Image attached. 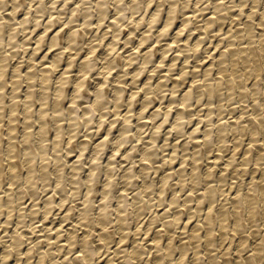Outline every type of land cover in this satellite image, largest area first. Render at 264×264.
I'll use <instances>...</instances> for the list:
<instances>
[{
	"label": "bare ground",
	"instance_id": "1",
	"mask_svg": "<svg viewBox=\"0 0 264 264\" xmlns=\"http://www.w3.org/2000/svg\"><path fill=\"white\" fill-rule=\"evenodd\" d=\"M23 1V0H22ZM21 0H0V49L2 48L1 46L3 45V42H4V38L6 37V36H9L8 38H10V39H8V40H10L9 41V44H13L12 45V48H14V51L15 50H21V48H19L18 46H19V44H21V43H19L18 44V46H17V43L15 44L14 42H16L15 40H16V38H17V36H16V30H17V28H15L16 27V25L18 24L19 25V27L21 26L19 23H21L24 27H25V25L28 23L29 24V22L31 23V21H33L34 20V22H35V27H37L39 24L41 25V22H40V20H39V18L41 17V18H44V9L46 10L47 8H49V7H47V4L46 5H44V3L42 4V1H41V3L40 4H37L38 5V7H36V11H37V14H39L40 12L42 13V15H37V14H34V15H32L31 17L32 18H30L29 17V15L32 13H30L29 14V12L30 11H28V12H26V15L23 17V18H21V19H19V22H17L16 21V15H18V8H20L21 7V5H20V3L22 2ZM30 1V0H29ZM28 1V2H29ZM31 1H33L34 2V0H31ZM68 1L69 0H63V4L62 5H67L68 4ZM71 1V0H70ZM88 1V0H87ZM141 1L142 0H129V1H125V0H94V2L93 3H91L90 1H88V2H86V0H74V2H73V5H71V8H70V12H68V14L66 15V16H64L65 15V13H64V15H63V17H64V23L61 25V26H63L64 24H66V25H69V26H66V27H68V28H65L64 29V27H63V30L64 31H62V28H60V29H57L56 31H54V32H52L50 35L51 36H49V38H48V40H47V38L46 39H44L45 38V33L47 32V33H49V30L51 29V27L52 26H54V24H56V22H57V24L60 22V21H62L63 19V17H61L62 15L59 13V12H57L58 14H60L59 16L57 15L56 17L54 16V13L52 12V11H54V10H52L51 12H50V14H49V12L47 13V14H49V17H48V19H47V21H46V23L44 22V30L40 33V34H38L39 36L36 38V39H34V41L33 42H31V43H35V45H34V47H33V53L31 54L32 56L30 57V59H31V61L29 62V63H31L30 65H28V68L26 69V70H24L23 68H22V66H20L21 64H23V63H21L20 65H19V63L17 64V65H15L14 64V68H13V70H12V74L11 75H9L10 73H8V67H7V65H8V59H10L9 58V56H11V55H8L7 53H6V51H3L4 50V48H3V50L1 49L0 50V187H2L1 185H2V178H3V176L4 175H6V176H8L10 179H8V178H6L7 180H9L10 181V186H12V188H14L13 187V185L12 184H14L15 182L17 183L18 181H21V180H23V179H20L19 180V178H22V175L21 176H19V172L21 171H18L17 170V168H21V166L20 165H22V167H24L25 168V166H26V170H27V179L26 178H24V181H25V179H26V185L25 186H27V188L29 187V188H35V187H33L34 186V184L35 185H38L37 184V182L35 183L34 181H35V179H34V175H35V170H36V158H38L36 155L37 154H35L34 153V150L36 149H34V147H32L33 146V143L35 142V141H37L36 142V144H37V147H38V152L37 153H40L41 155H42V157L40 156V154H39V156L41 157V159L43 158L44 159V157H47V155H49L48 154V151H47V141L48 140H50V139H48V137H49V124L52 122V121H54V123H52V124H55V125H52L51 124V126H56V127H54V130H55V138H54V143H55V147H59L60 146V142H59V138L62 136V134H63V127L64 126H62V125H60L61 124V122H62V120H63V118H65L64 116L69 112V115H71L72 116V114L74 115V116H72V117H70L69 119V122H70V125H73L74 124V126H78L79 124V120L80 119H84V120H80V121H83L82 123L83 124H87V126L89 127V125H91L92 123H93V126H91V127H93V128H91V129H94V118H95V113L98 111V113H99V111H100V117H99V119H97L98 121H97V125L99 126V127H102L103 126V124L105 123H107L108 121H106V118H107V116L109 115V114H107L109 111H110V113L112 112V111H115V113L117 114V115H119V116H117V118H120V114H121V112L119 111L120 110V105H121V102L123 101L122 99L124 98V89L126 88H124L123 87V83H124V79H123V76L125 77L126 75H125V73L123 74V76H121L120 75V77H118V79H117V83L112 87L113 88V95H112V93H111V95L109 94V91L108 90H110V89H108V88H106V84L108 83V81H110V79H109V77L108 76H110L111 77V74L113 73V69L116 67L117 68V66H120V65H122V66H126V65H132L133 66V64H134V62L135 61H137L138 63H136V64H138L137 66H136V68H135V70L133 71V73L131 72V74H132V78H133V80H134V82H135V84H136V82L137 81H139L140 79V76H141V74H143V72L144 71H146V70H144V69H146L147 68V66H148V64L150 65V63H154V62H158L155 66V68H153V72L154 71H157L158 69L157 68H162L163 66L162 65H164V66H166L165 64H164V61L168 58V53L170 52V50L172 49V47H174L172 44L174 43H176V41H182V37H181V35L186 31V28L189 26V24L192 22V20H193V18L195 17V14L197 15L198 14V11L195 13V11L193 10V12H187V11H185V10H188V9H185V8H183L184 10V12H183V16H184V18H181V19H183L181 22H180V24H178V26L176 25V32H175V34L173 33V35L175 36V38H174V40H170V41H168L167 43H166V41H165V43L162 45L161 44V42H159L160 40H157V43L154 45L153 43L154 42H151V43H149L147 46H146V48H143L142 49V47H144V46H142L143 44H145L146 42H150V40H151V38H153L152 37V35L151 34H153V33H151L152 32V30L155 28V26H157L158 24L157 23H160L161 22V24L160 25H158L156 28V30H157V33H158V36L159 37H161V39H163V36H166L171 30H170V28L173 26V25H175L176 23H177V16H180V15H177V12H178V9H177V7L179 6L178 5V3H180V2H182V1H180V0H159L157 3H156V1H154V0H146V2H147V8H146V6H145V8H146V12H148V11H150L149 9H151L150 7H151V5L153 4V2H155L156 4H155V6H154V9L152 10V11H150L148 14H146V12L141 16V15H139V16H141L139 19H137L136 18V20H135V24H134V21H133V24L136 26V27H139V25H141V24H143V21L144 20H147V25H148V28L147 29H145V30H143L142 31V33H140V34H137V35H139L140 36V38H138L139 40H138V42H137V44L134 46L135 48H136V50L137 51H133V52H131V53H129V54H125V55H122L121 53V55L122 56H120V55H118V56H115V50H117V48H116V45H117V43H118V40L120 39L119 37H121V34H122V32L123 31H125V30H123L122 28H124L125 29V27H123L122 26V24H121V21L124 23L127 19L125 18V17H127L126 15H127V13H128V10L127 9H129V12H132L133 11V13H135V12H137L138 11V13L137 14H139V5L140 4H142L141 3ZM144 2H145V0H143ZM142 1V2H143ZM165 1H167V7H164L163 8V6H164V4L166 3ZM191 1V0H190ZM188 2V3H191V2ZM226 1V0H225ZM225 1H223V0H217L215 3H213L214 5H213V8H214V10L212 11V15L210 16L209 15V17H206V19L204 20V22L203 21H201V23H200V21H199V25L198 24H196L197 26H195L196 27V30H198V32H199V39L198 40H195V43L194 44H192V45H190L189 44V37L188 38H186L185 39V41H183V43L182 42H180L181 44L179 45V47H180V49H181V51L180 52H187L188 50H194V51H197V54H198V52H199V50H200V52H201V49L200 48H202V45L200 46V43H201V38L202 37H204L205 35L204 34H206V33H208L207 31H209V29H211V28H214L215 26H214V24H216V21H219V22H221V21H223V24L224 23H227V22H225L224 21V19H225V17L226 16H224V15H222L221 13H222V11L223 10H225V7L228 9V11H230V12H232L231 10H230V8L231 9H234L236 6H234V2H233V0H232V2H233V5H225ZM242 1V0H241ZM246 1H248V0H246ZM246 1L244 2V1H242L241 3H239L240 4V13L242 12V14L244 13L243 11V6H245V4H243V2L244 3H246ZM255 2V5L257 4V2H258V0H254ZM261 1V0H260ZM260 1H259V3H260ZM25 2V1H24ZM27 2V5L28 4H30V3H28ZM33 2H32V4H33ZM58 2H59V0H52L51 2H50V6H52L53 7V9L55 8L54 6L56 5H58ZM91 4H90V3ZM145 2V3H146ZM200 3H201V0L199 1ZM213 2V1H212ZM240 2V1H239ZM23 3V2H22ZM21 3V4H22ZM46 3V2H45ZM183 3V2H182ZM187 3V2H186ZM207 3V2H206ZM229 3V2H228ZM231 3V2H230ZM248 3V2H247ZM247 3H246V6H247ZM9 4H10V6H12V10H10V12L9 13H3V12H1V11H3L2 9L3 8H6V7H8L9 6ZM23 4H25V3H23ZM35 4V5H36ZM111 4H113L114 6H115V8H116V13L114 14V15H111V17L110 18H113V20L111 21V22H109L110 24H109V26H110V28H111V30L113 29V36H114V38L112 39V41H110V43L106 46L108 49L106 50V51H103V52H105L104 54H106L105 56H101L102 57V59L104 60L105 59V61H100V63L101 62H103L101 65H102V72L101 71H99L100 73H102V78H101V76H99L98 75V77H99V82L96 84V86L94 87V88H86L85 89V86H86V84L88 83L87 81V76H88V74H90L91 72H93V71H95V70H97V69H95V67L97 66V64H96V52H97V50L99 49V47L100 46H102V45H99V40H97L98 42H96V43H94L95 41H96V39H94V40H91V41H89L90 42V44H89V49H90V51H88V53H86L85 55L84 54H82V56L81 57H79L81 60H80V62H78L80 65H79V71L77 72V73H75L72 77L71 76H69V74L68 73H70V71H72V68L73 67H75L74 65V63H75V57H77V56H79L80 55V53L82 52V50L84 51V49L82 48L83 46H82V44L80 43V41L83 39L82 37H81V35L83 34L82 33V29H84L85 30V28H84V26L85 27H89L90 28V26L93 24V20L91 19V18H93L94 17V15H96L97 16V18H98V23H97V27H103L102 26V24L104 25V21H106V17H109L108 15H110L109 14V9H110V5ZM144 4V3H143ZM181 4V3H180ZM192 4V3H191ZM195 4V3H194ZM197 5H198V2L196 3ZM238 4V5H239ZM263 4H264V2H263ZM19 5H20V7H19ZM34 5V4H33ZM70 5V4H69ZM182 5V4H181ZM180 5V6H181ZM186 5H188V6H190V4H185L184 3V6L185 7H187L188 8V6H186ZM236 5V4H235ZM237 5V6H238ZM254 5V7H257V6H255ZM26 6V5H25ZM68 6V5H67ZM112 6V5H111ZM153 6V5H152ZM166 6V5H165ZM195 6V5H194ZM200 6V5H199ZM210 6H211V4H210ZM210 6H209V8H210ZM234 6V8H232ZM260 6V5H259ZM263 6V5H262ZM23 7V9H24V6H22ZM29 7V6H28ZM32 6L30 5V8H31ZM47 7V8H46ZM68 7H70V6H68ZM113 7V6H112ZM142 7H143V5H142ZM183 7V6H182ZM191 7V6H190ZM198 7V6H197ZM208 7V6H207ZM248 7V6H247ZM253 7V6H252ZM26 8V7H25ZM65 8V7H64ZM67 8V7H66ZM144 8V7H143ZM181 8V7H180ZM205 8V7H204ZM203 8V9H204ZM238 8V7H237ZM246 8V7H245ZM251 8V7H250ZM20 9H22V8H20ZM50 9H52V8H50ZM130 9L132 10V11H130ZM190 9V8H189ZM207 8H205V10H206ZM259 9V8H258ZM7 10V9H6ZM5 10V11H6ZM28 10V9H27ZM26 10V11H27ZM31 10H32V8H31ZM48 10V9H47ZM66 10V9H65ZM113 10H115L114 8H113ZM180 10V9H179ZM191 10V9H190ZM198 10H199V8H198ZM235 10V9H234ZM254 9H251L247 14L250 16V17H252L253 18V13H255L254 11H253ZM256 10V9H255ZM69 11V10H68ZM126 11H127V13H126ZM143 11V10H142ZM142 11H140V14H141V12ZM246 11V10H245ZM257 11V10H256ZM264 11V10H263ZM22 12V11H21ZM21 12H19V13H21ZM25 12V11H24ZM39 12V13H38ZM56 12V11H55ZM65 12V11H64ZM204 12H207V10L206 11H204L203 10V13ZM209 12V11H208ZM227 12V11H226ZM239 12V11H238ZM247 12V11H246ZM259 12V11H258ZM261 13H264V12H262V11H260ZM23 13V12H22ZM21 13V14H22ZM33 13H35V12H33ZM79 13V14H78ZM179 13V12H178ZM180 13L182 14V12L180 11ZM179 13V14H180ZM195 13V14H194ZM201 13V12H200ZM224 13V12H223ZM240 13H238L239 15H241ZM131 14V13H130ZM137 14H135V15H137ZM207 14V13H206ZM225 14V13H224ZM226 14H228V12L226 13ZM229 14H231V13H229ZM233 14H234V12H233ZM46 15V14H45ZM135 15H133L134 17H135ZM147 15V16H146ZM177 15V16H176ZM202 15V14H201ZM200 15V16H201ZM244 15V14H243ZM246 15V14H245ZM256 15H257V13H256ZM259 15V14H258ZM132 16V15H131ZM131 16H130V18H131ZM207 16V15H206ZM228 16V15H227ZM78 17H81L82 18V22L80 21V23H78V22H76V21H79L80 19H78ZM133 17V18H134ZM138 17V16H137ZM235 17V16H234ZM239 18H240V16H238ZM255 17V16H254ZM257 17V16H256ZM255 17V18H256ZM262 17V16H261ZM263 17H264V15H263ZM19 18V17H18ZM96 17H95V19H97ZM180 18V17H179ZM197 18V17H196ZM227 18V17H226ZM255 18H253V19H255ZM15 19V21L17 22H15V21H13V20ZM31 19H33V20H31ZM94 19V20H95ZM124 19H126V20H124ZM180 19V20H181ZM228 19V18H227ZM227 19H226V21H227ZM250 19V18H249ZM247 20L246 22H245V24H244V26L242 27V28H240V30H237L236 32H234V29H233V27H230V30H228V31H226L225 33H223V31L221 30V27H220V29H219V32L220 31H222V32H220V33H216V35H228V37H226V38H229L228 40H230L227 44H226V46H224V47H222L221 48V46L219 45V43H217V44H215V45H217L216 46V48H219V49H217L218 50V52L217 53H212L213 51H212V49H210L209 51H208V53L209 54H207V58H205L203 61L201 60V59H199V60H201V65H202V67L204 66V71H203V73H204V75H205V78L201 81V78H200V80H198L199 79V77H198V74H197V76H195L194 74H196L197 72H200L201 70H198V67L199 66H197V65H195V68H192L193 69V72H194V76L193 77H196V79H193L191 82H189L186 86H185V82H187V78L189 77H186V75H187V70H186V66H183V68H180L181 69V71L180 72H178L177 73V75H175L176 77H174L173 76V74H172V76L173 77H171V72L173 71V69L174 68H176L175 66H176V59H178V57H179V60H180V54L178 53V54H176L174 57H172V59H170L171 60V63L170 64H168L167 66H168V70H167V72H165V73H163V74H161V72H163V71H160L159 72V74H161L160 76H159V80L156 82V85L155 84H153L152 83V80H154V79H152V72H151V76L149 75V77L150 78H148L144 83H143V87L141 88V89H139L138 87L135 89L134 87H133V89L129 92V90H128V94H129V96H128V101H127V106H128V111H127V113L122 117V120H121V126L119 127V129L118 128H116V127H118V126H116L115 128H116V130L118 129L119 130V134L117 135L116 134V140L114 139V141H112V142H114V144H113V146H112V155H109L110 156V160H108V162H107V172H105V173H107V175H106V179L104 180V181H102V183L100 182V184H98V185H96V183L97 182H99V181H97L98 180V178H100L99 177V175L101 174V170H103V168L104 167H102V166H104V165H102L103 164V162L101 163V162H99L100 160H101V158L102 157H104L103 156V152L105 153V152H107V147H108V144L110 143V140L108 141V137L110 136V134H111V132L113 131V128H114V126L115 125H117V120H119V119H117V118H112V120L111 121H109L107 124H109V126L105 129V131H104V137L102 138V139H100V141H98V143L96 142V145L92 142V140L90 139V138H88V139H90L91 140V142L95 145L94 146V148H92L93 150H91V151H93V155H92V158L90 159L91 161H92V163L90 164V166H89V172H84L86 175L84 176V177H82V174H81V168H82V166H83V161H82V166L81 165H79L80 164V161L84 158V154L86 153V151L85 150H88L87 148L89 147L88 145H89V140H87L86 138L88 137H86L85 139H83V141H80V142H78V143H74L76 146H78V149H80V154H79V156H78V158H77V160H75V162L72 164V163H70V165H71V170H73V175H71V177H72V179H71V183L69 184L70 186L71 185H73L74 187H72V188H74V189H79V185H83V184H85V188H86V185H87V191L85 192V195H83V197H84V201L83 200H81L82 202H83V206H82V208L80 207V209H78L79 207H77L76 208V210H77V212H75L77 215H76V217L78 216L79 217V221H80V223L79 222H76L77 224H79V226H80V224H85L86 225V229H84L85 231V234H84V236H80V234H79V236L76 234V232H75V230H76V227H78L77 226V224L75 223V225H73V226H71L70 225V227L69 228H63V226H64V224L62 225V224H60V225H57L56 226V228L55 229H51L52 227H50V229L48 228V230H47V227H46V225H45V228L43 227V228H41V229H39L38 228V226H35V225H33V226H31V228H30V230L28 231V233H27V231L25 232V231H20L19 230V228L23 225L22 223L24 222V221H22V220H20V222L22 221V223H20V224H22V225H20V227L19 228H15V229H13L12 231H10L9 233H7V231H8V229L10 228V226H9V224L11 225V221H13L12 219H11V217L10 216H13L14 217V214L13 215H10L11 213H12V210H13V206H15V202H14V195L12 196L9 192H8V194L5 196V194H3L4 192H5V190H3L4 192L0 195V215H1V212H3L2 210H4V208L5 207H7L8 208V210L7 211H9V213H8V215L9 216H6L5 217V220L3 219H1L0 218V261L2 262V264H7V262L8 261H10V255H11V252L13 251H15V253L17 252V257H18V259H17V261L19 260V259H21V257H26V256H30L32 253V255L34 256V254H36L37 252H35L34 253V251L38 248V254L37 255H39V262H40V264L44 261H48L50 264H57V261L54 259L55 257H57L56 255L58 254V252H57V254H55V251L53 250V248H58V249H60V251L62 250V248H64V247H67V248H72V249H74V244H76V243H78L77 245L79 246V250L77 251L78 253H76V254H74V256H72V257H70L69 258V261L66 259V257H65V259L69 262V263H71V261H72V263L73 264H95L93 261L94 260H92V257L93 256H95L94 254H98L99 255V253H100V258H98L99 259V262H97V263H99V264H133V262H136V260L139 262V264H162L165 260H167L166 262H170V264L172 263V264H175V262H176V264L177 263H180V264H183V262H185L184 261V257H186L185 255H187L188 256V254H187V252H188V250L190 249V248H193V249H195V251H194V258H195V261L193 260V263L192 264H198L196 261L198 260V259H200L202 256H207L206 258L209 260L208 261V264H219L218 262H220L219 261V257L221 258V259H223L222 261H223V263L222 264H230V261H229V257L228 256H226L228 253H227V251L229 250V249H232V246L231 247H229V249L228 250H225L224 248L221 250V249H219L218 247V249L220 250V252H218L221 256H218V253H213V251L211 250L212 248V246H214V245H216V243L214 244V242H215V240L213 241V238H214V236H215V234L217 233V231L219 230V231H222L221 233V235L222 236H220V238H222L223 237V240L224 241H226L225 239H226V237L228 238L229 236H227V235H229V225H228V220L231 218L232 220H229L230 222L232 221L233 223H232V229L231 230H233V234L231 235L230 234V238L232 239V237L231 236H233L234 234H237L238 232H239V234H240V230H241V232L243 231L242 230V227H243V223H244V221L246 220V221H250V223L252 224V221H254L255 219H256V216L258 217V215H259V213L261 214V217H263V219H264V162H263V157H264V150H259L258 152H257V154H256V158H255V156H254V162H255V164H256V166L255 167H252L251 165H249V163H250V159L249 158H251L250 157V155L252 154L251 152L253 151V149L255 150V146L257 145V144H255L256 142H257V140H256V142L254 143V141H252V143L251 144H249V146L247 147V149H246V151H245V153H244V155H243V158H242V160H241V162L239 161V163H237V167H235V171H236V173L233 175V176H235L236 175V178H238V180H239V177L241 176V174H244L246 171H248L247 169L251 166L252 168H254V169H252L253 171L252 172H254V175H252L251 177H250V179H249V181L247 182V183H245V182H243L242 180V182H238V184L236 183L237 181H236V179H235V177H234V179H233V181L236 183V184H234V185H230V187H228V188H223V185L222 186H218V187H216V186H214L213 184V182H211V184H206V186H205V188H203L202 190L203 191H200V192H198V193H196L197 191H198V188L200 187V185H201V183H203L201 180H199V179H202L203 180V178H199L198 177V175L197 174H201V173H199L198 172V170H199V168H200V166H198V163H201V161H200V159H201V157H200V159H199V161L200 162H198L197 163V161H198V157H197V154L199 153V151L198 150H200V146H202L201 144H208V142H209V145L211 144V142H213V141H211L210 142V140H211V138L212 139H214V137H213V135L214 134H216L217 136L219 135V138H220V141L218 140V142H220V146H218L219 148H224L223 147V145H224V143H225V145H226V142H227V140H226V137H227V135H226V137H225V133L228 131L227 129H229L230 131H232V133L231 134H235L236 132H233V131H237V133H238V131H240L241 133L246 129V127H247V121H246V124L244 125H241V122L239 121V120H236V119H234L233 118V121L231 120L230 121V119L228 120H226L225 119V121L227 122V125L225 124V122H224V120L222 121V119L223 118H221V119H219L220 121L218 122V125L217 124H215V121H213L214 122V124L215 125H217V127H216V129L214 128V126L212 127V123H209V124H211V127H207L204 131H203V139H201V137L200 136H198L197 135V133L198 134H201V133H199L200 131V125L199 126H197V127H195L194 129H192L191 130V132H190V135L192 136V138L193 139H191V140H193V144H191V145H194V143H195V148L196 147H200L199 149L197 148V150L195 149V152H193L192 151V153L191 154H193L192 156V159L193 160H191L192 161V163H193V165H191V166H193L192 167V169H191V171L188 173V171H187V169H188V167L186 168V167H184L185 165H183L184 163H186V162H188L187 160H188V154H186L187 155V157L188 158H185V156H184V158H183V160H181L182 162H181V165L178 167V168H176L175 169V167H174V163H175V160H176V158L174 159V157H175V154L177 153L178 154V152H176V151H178V150H175V148H177L178 146L176 145V147H174V153H173V156L172 157H170V159H167V158H165V156H164V158H165V160H166V162H164V165L166 164V166H164V167H167V165H169V168H171V169H175V171H174V173L175 174H177L176 176H178V180H176V184L179 186V187H182V189L183 188H185L186 189V187H185V184L187 183V177L189 176L188 174H191L190 175V178H191V181L194 183V189L196 190V191H194V189L192 188V186L190 185V184H188V185H190L191 186V188L193 189L192 191H194L195 192V194H196V202L195 203H191L192 202V200H193V197L191 196L192 194H189L188 195V193H187V195L185 196V198L183 199V202L182 203H180V200H179V198L181 197V196H179L178 194H177V190L175 189V192H174V194H173V196H172V200H171V203H170V205H169V209H170V206H171V209H175V213H174V215H171V211L169 212L167 209L165 210V212H162V214H161V216H160V214H159V220L162 222V226H161V228L160 229H158L157 228V231H156V233H155V235L151 238V240H150V242H149V247H151V249L152 248H155L154 250V259L153 258H151V259H153V261L152 260H150V259H145V258H143V252H144V249L142 250V248H143V245H144V243H143V245L141 244V242L140 241H142V239L139 237V238H136V239H134L133 241H132V246H131V248L130 249H124V250H122V246H121V242H123V243H125L126 241H127V239H128V237L129 236H127L128 234L130 235V233H128L127 235H126V229L129 231V229H131V228H129L130 226H129V223H127L128 222V219L130 218V216H128L127 217V212L126 211H128L127 209L130 207H128V205H129V199H127V197L128 198H131V197H129V196H126L125 195V192H126V190H127V188L125 189V188H123V190L122 191H119L120 192V194L118 195V198L117 199H115V200H117L118 201V199H119V202H118V204H117V206L115 207V210L117 209V214L119 215L118 217H119V222H118V224L120 225L119 226V233H120V239L119 240H117L118 242L116 243L117 245H115L116 246V248L112 251L113 253H115V255L113 254V256L112 255H104V256H106V257H102L103 256V254L101 253L102 252V250H101V247L102 246H106V247H104V248H106V250H107V247H108V250L109 249H113V246H111L112 244V242H114V241H116V239H115V237L112 235L113 234V231H112V233L109 231V230H112V229H109L110 227V224H111V222H113L112 221V218H111V216L113 217V214L111 215L109 212L110 211H108L109 210V205H110V203H112L111 201L113 200V191H114V189H113V187L115 186V182L116 181H114V176L116 175V167H115V162H117L116 161V156H118L119 154H117V152H119L120 150H122L123 148H122V146L124 147V145L125 144H127L128 143V140H129V135H131V132L133 131H131L130 133H129V131L131 130V123H133V122H131V119H130V116L132 115L131 113H133V112H131L130 114L131 115H129V112L130 111H132L134 108H133V105L134 104H136L137 102H138V99H137V97L139 96V95H141V92H143V94H144V101H143V104H142V102H141V104H142V110H141V112H140V115H138V117H139V119L140 120H142L143 118L142 117H145L144 116V113H145V111L149 108V107H147V106H150V105H152L151 103V101H154V99L153 98H155L154 97V94L156 95V93H157V95H158V90H159V95L161 96V94L164 92V91H169V90H164V88L166 87L165 85H164V82H166V80L165 79H167V81H169V79L168 78H175L174 80H175V85L171 88V94L173 95H176V94H178L179 92H177V91H180L181 93L180 94H182V97H181V99H180V102L178 103L181 107L178 109V112H177V114L176 115H174L175 116V119H174V125H176V126H181V128H182V125L184 124L183 123V119H185V115H184V110L186 109H189V110H191L190 108L192 107L190 104H192L193 103V98H194V96H196L197 95V98H198V101L199 100H201L202 98H203V95H208L209 97H213L215 94H217L218 95V93L217 92H221L222 91V88L224 87V86H226V89L228 88V90H231L234 86H236V85H238L239 86V89L241 90V94L242 95H245L246 94V92H247V94H248V87H250L249 85H248V87L246 86V84L244 83V79H243V77H244V75L242 76V74H239V70H241V69H237L238 67H239V65H243V67H244V73H245V77L244 78H246L247 77V75L249 74V72H252V70H255L256 72H261V69H262V67H261V62H263L264 61V37L260 40V45L261 46H259V48L257 47V45H255V46H252L251 44H249V45H251V46H247L246 45V47H243V45H241V47H238V45H237V47H236V44H235V38H236V40H237V38H243V40H244V38L245 37H247L248 36V38L250 39V41H256L257 42V38H255L254 37V34H253V31H257L256 29L254 30L253 28H255L254 27V23L255 22H253L252 20H251V22H253V23H251L250 22V20ZM262 19V18H261ZM108 20V19H107ZM129 20V19H128ZM201 20V19H200ZM203 20V19H202ZM237 20H238V18H237ZM237 20H235V21H237ZM59 21V22H58ZM230 21H232V20H230ZM238 21H240V20H238ZM260 21V22H259ZM259 21H257V23L259 22V24L261 25V23L264 21V19L263 20H259ZM15 22V23H14ZM34 22H33V24H34ZM77 23V24H75V23ZM108 22V21H107ZM128 22V21H127ZM130 22H132V21H130ZM197 22V21H196ZM203 22V23H202ZM233 22H234V20H233ZM239 23V22H238ZM256 23V24H257ZM94 24H96V23H94ZM128 24V23H127ZM144 24H146L145 23V21H144ZM222 24V22H221V25L222 26H225L226 24H224L223 25ZM242 24V23H241ZM256 24H255V26H256ZM258 24V25H259ZM263 24V23H262ZM18 25H17V27H18ZM30 25H32V24H30ZM59 25H60V23H59ZM80 25H82V27L83 28H81L80 27ZM129 25H130V23H129ZM131 25H132V23H131ZM234 25H235V23H234ZM7 26H8V28H7ZM27 26V25H26ZM141 26H143V25H141ZM230 26V25H229ZM232 26H233V24H232ZM18 27V28H19ZM28 27V26H27ZM27 27L25 28L26 30H27ZM29 27H31V26H29ZM29 27H28V29H29ZM33 27V26H32ZM40 27V26H39ZM92 27V26H91ZM127 27H128V25H127ZM131 27H133V26H129V28H131ZM136 27H134V28H136ZM144 27V26H143ZM194 27V28H195ZM238 27V26H237ZM40 28H42V27H40ZM54 28V27H53ZM133 28V29H134ZM146 28V27H145ZM189 28V27H188ZM187 28V29H188ZM219 28V27H218ZM261 29L262 28H264L263 27V25H262V27H260ZM259 28V29H260ZM38 29V28H37ZM37 29H36V31H37ZM91 30L93 29V27L92 28H90ZM89 29V30H90ZM95 29H97V28H95ZM95 29H93V30H95ZM99 29V28H98ZM109 29V28H108ZM140 29V28H139ZM190 29V28H189ZM193 29V28H192ZM222 29H224V27L222 28ZM258 29V30H259ZM25 30V31H26ZM30 30H32L31 28H30ZM35 30V29H34ZM92 30V31H93ZM110 29H109V31H111ZM129 30H131V29H129ZM141 30H142V28H141ZM155 30V29H154ZM153 30V31H154ZM155 30V31H156ZM170 30V31H169ZM174 30V29H173ZM191 30V29H190ZM213 30V29H212ZM19 31V30H18ZM23 31H24V29H23ZM24 31V32H25ZM86 31V30H85ZM84 31V32H85ZM107 31V30H106ZM136 31H138V29L136 28V30H134V31H130V34H132L133 32H135L136 33ZM192 31V30H191ZM261 31H263V30H260V33H261ZM20 32V31H19ZM18 32V33H19ZM33 32V31H32ZM51 32V31H50ZM88 32H90V31H88ZM99 32V31H98ZM125 32H127V31H125ZM206 32V33H205ZM234 32V33H233ZM258 32V31H257ZM18 33H17V35H18ZM28 33V32H27ZM30 33V32H29ZM47 33H46V35H47ZM82 33V34H81ZM106 33H108V32H106ZM124 33V32H123ZM134 33V34H135ZM192 33V32H191ZM194 33V32H193ZM26 34V33H25ZM110 34V33H109ZM108 34V35H109ZM198 34V33H197ZM213 34H214V32H213ZM245 34L247 35V36H245ZM262 34L263 33H261V35L260 36H262ZM21 35V34H20ZM24 35V34H23ZM87 35H89V34H86V37H87ZM106 35V34H105ZM104 34H103V36H105ZM108 35H106V38H107V36ZM133 35V34H132ZM136 35V34H135ZM156 35V34H155ZM170 35H172V33L170 34ZM204 35V36H203ZM209 35V34H208ZM223 35H222V37H223ZM83 36V35H82ZM84 36H85V33H84ZM112 36V35H111ZM157 36V37H158ZM183 36V35H182ZM190 36V35H189ZM191 36H192V34H191ZM213 36V35H212ZM243 36H245V37H243ZM127 37V36H126ZM125 37V38H126ZM130 37H131V35H130ZM133 37H135V36H133ZM132 37V38H133ZM156 37V38H157ZM171 37H173V36H171ZM184 37V36H183ZM211 37V36H210ZM221 37V36H220ZM254 37V39L252 40V38ZM88 38H89V36H88ZM96 38H99L98 37V35H97V37ZM102 38V37H101ZM106 38L105 37H103L102 39H104V40H106ZM136 38H137V36H136ZM136 38H134V40L136 39ZM155 38V37H154ZM165 38V37H164ZM168 38H169V36H168ZM192 38V37H191ZM218 38V37H217ZM224 38H225V36H224ZM223 38V39H224ZM225 38V39H226ZM233 38V39H232ZM6 39V38H5ZM15 39V40H14ZM24 39V38H23ZM30 39V38H29ZM28 39V40H29ZM32 39V38H31ZM84 39H85V37H84ZM91 39V38H90ZM101 39V40H102ZM109 39V38H108ZM130 38H128L127 39V41L126 42H128V41H132V40H129ZM171 39H173V38H171ZM215 39H216V37H215ZM220 39V38H219ZM221 40L222 42L223 41H225V40ZM246 39V38H245ZM27 40V41H28ZM45 40V41H44ZM101 40H100V42H101ZM126 40V39H125ZM133 40V41H134ZM137 40V39H136ZM167 40V39H166ZM204 40L205 39H203V41H202V43H204ZM212 40H213V38H212ZM211 40V41H212ZM227 39H226V41H228ZM239 40V39H238ZM243 40L241 39L240 40V42L242 41L243 42ZM83 41V40H82ZM154 41V40H153ZM192 41V40H191ZM225 41V42H226ZM254 41V42H255ZM6 42H7V40H6ZM21 42H22V40H21ZM24 42V41H23ZM25 42H26V39H25ZM24 42V45H27L26 43ZM85 42V41H84ZM88 42V41H87ZM88 42V43H89ZM121 42V41H120ZM125 42V41H124ZM135 42V41H134ZM221 42V43H222ZM255 42V43H256ZM259 42V41H258ZM87 43V44H88ZM101 43H103V41L101 42ZM100 43V44H101ZM122 43V42H121ZM160 45H159V44ZM214 43V42H213ZM237 43V42H236ZM252 43V42H251ZM254 43V44H255ZM23 44V43H22ZM45 44V45H44ZM85 44V43H84ZM119 44V43H118ZM129 44H131V43H129L128 42V45ZM159 46H158V45ZM211 45H212V43H210ZM223 44V43H222ZM253 44V45H254ZM258 44V43H257ZM5 45H6V43H5ZM24 45H23V47H24ZM48 46V50H52V49H54V48H56V52L52 55V57H50L51 59H50V61H48V65H46L45 64V62H43L41 59L40 60H36L37 58V54L38 53H40L41 52V50L43 49V47L42 46ZM106 45V44H105ZM133 45V44H132ZM132 45H131V47H132ZM178 45L176 44V46L178 47ZM259 45V44H258ZM21 46V45H20ZM31 46V45H30ZM85 46V45H84ZM99 46V47H98ZM127 46V45H126ZM175 46V47H176ZM220 46V47H219ZM239 46H240V44H239ZM245 46V45H244ZM16 47L17 48H19V49H16ZM27 47V46H26ZM32 47V46H31ZM102 47H104V46H102ZM128 47V46H127ZM205 47V46H204ZM25 48V47H24ZM28 48V47H27ZM42 48V49H41ZM82 48V49H81ZM121 48V47H120ZM126 48V47H125ZM210 48H212V47H210ZM6 50H7V48H5ZM10 50H11V48H9ZM26 49V48H25ZM41 49V50H40ZM85 49H86V46H85ZM101 49V48H100ZM104 49V48H103ZM124 49V48H123ZM173 49H175V48H173ZM180 49H178V50H180ZM214 49V48H213ZM24 50V49H23ZM28 50V49H27ZM187 50V51H186ZM216 50V51H217ZM22 51V50H21ZM26 51V50H25ZM40 51V52H39ZM72 51H74V52H72ZM76 51V52H75ZM100 51V50H99ZM131 50H129V52H130ZM193 51V52H194ZM206 51V50H205ZM206 51V52H207ZM8 52V51H7ZM12 52V55H14L13 53H16V52H13V51H11ZM10 52V53H11ZM20 52V51H19ZM48 52V51H47ZM46 52V54L44 55V57H43V59L44 60H47L46 58H49V52L47 53ZM118 52V51H117ZM120 52V51H119ZM118 52V53H119ZM127 52H128V50H127ZM178 52V51H177ZM189 52V51H188ZM68 53V54H67ZM99 53V52H98ZM122 53H123V50H122ZM171 53V52H170ZM51 54V53H50ZM66 54H67V56H66ZM183 54H185V53H183ZM16 55V54H15ZM134 55H136V56H134ZM168 55V56H167ZM187 55V54H186ZM17 56H18V53H17ZM95 56V57H94ZM98 56V55H97ZM159 57L160 56V58L159 59H156V57ZM183 56V55H182ZM194 56H195V54H194ZM197 56H199V55H197ZM201 56V55H200ZM211 56V57H210ZM13 58V57H12ZM17 58V57H16ZM27 58H28V56H27ZM78 58V57H77ZM185 58V57H184ZM201 58H203V57H201ZM39 59V58H38ZM262 59H263V61H262ZM99 60V59H98ZM156 60V61H155ZM179 60H177V61H179ZM183 60V59H182ZM188 60H189V54H188ZM198 60V61H199ZM79 61V60H78ZM186 61V60H185ZM41 62V64L44 66V67H41V68H39V72H37V71H33V70H31V69H34L33 67L35 66V65H38V63H40ZM9 63H10V61H9ZM183 63V62H182ZM186 63H188L187 61H186ZM198 63H200V61L198 62ZM41 64H39V65H41ZM62 64L63 65H65L64 67H63V69L61 70V71H59L60 69L59 68H61V66H62ZM196 64V63H195ZM230 64H232L231 66H232V69H231V71L230 72H228L229 70L228 69H230V68H228L227 66L228 65H230ZM38 65V66H39ZM179 65V64H178ZM182 65H185V64H182ZM188 65V64H187ZM200 65V64H199ZM218 67H217V66ZM9 66V65H8ZM37 66V67H38ZM77 66V65H76ZM131 66V67H132ZM135 66V65H134ZM162 66V67H161ZM230 66V67H231ZM24 67V66H23ZM121 67V66H120ZM129 67V66H128ZM128 67H126V68H128ZM131 67H129L130 69H131ZM214 67H216V70L218 69L219 71L217 72L218 73V76H217V78L215 77V81H213V79L211 80V76L210 75H212V73H213V71H215V70H213V68ZM53 68H58L59 70V76L56 78L57 79V81H56V83H55V85H54V87H53V83L51 82V75H50V71H52V70H55V69H53ZM98 68V67H97ZM99 68H100V66H99ZM166 68H162V69H166ZM264 68V67H263ZM36 69V68H35ZM76 70H77V68H75ZM95 69V70H94ZM148 69V68H147ZM157 69V70H156ZM177 69V68H176ZM175 69V70H176ZM178 69H179V67H178ZM192 69H191V71H192ZM201 69V68H200ZM37 70H38V68H37ZM186 70V71H185ZM112 71V72H111ZM115 71V70H114ZM132 71V70H131ZM57 72V71H56ZM177 72V71H176ZM176 72H173V73H176ZM53 73V72H52ZM156 73V72H155ZM154 73V74H155ZM189 73V72H188ZM211 73V74H210ZM240 73H243L242 72V70H241V72ZM252 73H254L255 74V72H252ZM252 73H251V75H252ZM263 73H264V71H263ZM130 74V73H129ZM216 74V73H215ZM254 74H253V76H254ZM70 75H72V74H70ZM128 75V74H127ZM190 75V77L192 76L191 75V73L189 74ZM201 75V72H200V74H199V76ZM250 75V74H249ZM249 75H248V77H249ZM257 76H261L260 75V73H258V74H256ZM255 75V76H256ZM53 76V75H52ZM143 76V75H142ZM156 76H157V74H156ZM203 76V75H202ZM201 76V77H202ZM254 76V77H255ZM262 76H263V74H262ZM54 77V76H53ZM69 77H71V78H69ZM198 77V78H197ZM252 77V76H251ZM254 77H252V79H254ZM96 78V77H95ZM126 78V77H125ZM128 78V77H127ZM126 78V79H127ZM142 78H144V77H142ZM214 78V77H213ZM264 78V77H263ZM54 79V78H53ZM88 79H90L89 77H88ZM125 79V80H126ZM172 79V80H173ZM257 79H259V77H257ZM211 80V81H210ZM248 80V79H247ZM260 80V79H259ZM26 82L27 83V88H26V90H25V93L23 92V96L22 95H20V94H18V92L20 91L21 92V90H19L20 89V87H21V85H23V84H21V83H23V82ZM93 80H90V82H92ZM95 81V80H94ZM93 81V82H94ZM181 81V82H180ZM201 81V82H200ZM53 82H54V80H53ZM70 82V83H69ZM96 82H97V80H96ZM114 82V81H113ZM112 82V83H113ZM140 82V81H139ZM179 82H180V85H179ZM183 82V83H182ZM111 83V84H112ZM129 83V82H128ZM169 83V82H168ZM182 83V84H181ZM259 83H261V82H259ZM25 84V83H24ZM89 84V83H88ZM95 84V83H94ZM109 84H110V82H109ZM108 84V85H109ZM184 84V86L183 87H180L181 85H183ZM247 84H249V81L247 82ZM250 84H252V83H250ZM11 86V88H12V90H11V94L9 93V92H7L6 90H8V86ZM125 85H126V83H125ZM130 85V84H129ZM260 85V84H259ZM258 85V83L257 82H255V83H253V85H252V89L254 90L253 91V93L255 92V94H258V93H260L259 92V89L258 88H261V87H258L259 86ZM262 85V84H261ZM38 86V87H37ZM93 86V85H92ZM134 86H136V85H134ZM237 86V87H238ZM109 87V86H108ZM10 88V87H9ZM225 88V87H224ZM234 88H236V87H234ZM250 89V88H249ZM252 89L251 90H249V93H250V91H252ZM264 89V88H263ZM262 89V90H263ZM110 90V91H111ZM127 90V89H126ZM224 90V89H223ZM261 90V91H262ZM111 91V92H112ZM163 91V92H162ZM5 92L6 93H9L10 95V100L8 101V103H6V101H7V95H5ZM127 92V91H126ZM125 92V93H126ZM177 92V93H176ZM223 92H225V91H223ZM232 92H233V89L230 91V93H229V95L230 94H232ZM238 92V91H237ZM237 92H235L236 94H237ZM264 92V91H263ZM165 93V92H164ZM163 93V94H164ZM169 94H170V92H168ZM176 93V94H175ZM239 93V92H238ZM252 93V92H251ZM252 93V94H253ZM127 94V95H128ZM163 94H162V96H163ZM196 94V95H195ZM226 94V93H225ZM240 94V93H239ZM240 94V96H241V98L243 97L242 95ZM246 94V95H247ZM173 95V96H174ZM232 95H235V94H232ZM231 95V96H232ZM259 95V94H258ZM258 95H257V97H258ZM261 95H263V94H261ZM6 96V97H5ZM161 96V97H162ZM167 96V95H166ZM165 96V97H166ZM173 96H172V98H173ZM252 96V95H251ZM255 96V95H254ZM253 96V97H254ZM160 97V98H161ZM215 97H216V95H215ZM224 97V96H223ZM233 97H235V96H233ZM233 97H232V99H233ZM246 97V96H245ZM244 97V98H245ZM81 98H83L82 100H81ZM158 98V97H157ZM163 98H164V96H163ZM171 98V99H172ZM174 98H175V96H174ZM173 98V99H174ZM207 98V97H206ZM218 98V97H217ZM221 98V97H220ZM225 98V97H224ZM243 98V99H244ZM153 99V100H152ZM176 99V98H175ZM211 99V98H210ZM210 99H208L209 101H210ZM223 99V98H222ZM228 99H230L229 97H228ZM227 99V100H228ZM36 100H39V107L38 108H36V109H33V106H35L36 104ZM122 100V101H121ZM125 100V99H124ZM137 100V101H136ZM140 100V99H139ZM155 100H156V98H155ZM165 100V99H164ZM177 100V99H176ZM203 100V99H202ZM220 100V99H219ZM250 100V99H249ZM208 101V102H209ZM212 101V100H211ZM211 101H210V104H208V105H210L211 106ZM213 101H214V99H213ZM222 101V100H221ZM261 101V100H260ZM67 102H69L68 104V106H66V104H67ZM113 102V104H112V106H113V108H112V111L110 110V107H112L110 104ZM136 102V103H135ZM192 102V103H191ZM204 101H202V102H198V103H203ZM218 102V101H217ZM245 102V101H244ZM82 103H84V104H82ZM150 103V104H149ZM153 103H155V102H153ZM174 103H175V101H174ZM172 104V102H171V104H172V106L173 107H175L174 105L175 104ZM219 103V102H218ZM263 103H264V101H263ZM123 104H125L126 105V102L125 103H123ZM161 104V103H160ZM177 104V105H178ZM222 104H223V102H222ZM236 104V103H235ZM255 105V107L258 105L257 103H254ZM257 104V105H256ZM137 105V104H136ZM162 105V104H161ZM168 105H170V104H168ZM190 105V106H189ZM212 105H214L213 103H212ZM219 105V104H218ZM224 105V104H223ZM260 105H262V104H260L259 103V105L258 106H260ZM124 106V105H123ZM126 106V107H127ZM171 106V105H170ZM197 106H198V104H197ZM233 106V105H232ZM257 106V107H258ZM140 107V106H139ZM163 107V106H162ZM162 107H160V105L157 107V110H155L151 115H150V118H154L155 116H157V114L159 113L160 114V111H162ZM176 107H178V106H176ZM190 107V108H189ZM218 107V106H217ZM227 107V106H226ZM234 107H236V105H234ZM255 107H253L254 109H255ZM263 107V106H262ZM82 109V114L80 113V110ZM136 108V107H135ZM216 108V107H215ZM224 107H222V109H223ZM80 109V110H79ZM114 109V110H113ZM203 109V108H202ZM206 109V108H205ZM248 109H251V108H248ZM257 109V108H256ZM260 107H258V111L260 112ZM105 110V111H104ZM107 110H109V111H107ZM121 110H123V109H121ZM188 110V111H189ZM212 112H213V110H212V108L210 109ZM229 110V109H228ZM231 110V109H230ZM234 110V109H233ZM242 110V109H241ZM165 111H166V113H167V116L171 113V111H173V108L171 107V108H169V109H167L166 110V107H165ZM175 111V110H174ZM211 111H210V114H212L211 113ZM224 111V110H223ZM223 111H221L222 113H223ZM236 111V110H235ZM238 111V110H237ZM189 112H192V111H189ZM201 112H203V111H201ZM244 112V111H243ZM254 112H256V111H254ZM113 113V112H112ZM162 113V112H161ZM231 113H233V112H231ZM258 113V112H257ZM262 114H264L263 112H261ZM163 114V113H162ZM186 114V113H185ZM187 114H190V113H187ZM192 114V113H191ZM209 114V113H208ZM252 114H256V113H252ZM252 114H248V115H252ZM97 115V114H96ZM195 115V114H194ZM204 115V114H203ZM212 115H214V112H213V114ZM210 116V117H208V118H211V117H213V116ZM226 115V114H225ZM225 115H224V117H225ZM242 115V114H241ZM244 115H245V112H244ZM243 115V116H244ZM261 115V114H260ZM105 116H106V118H105ZM147 116V115H146ZM166 116V115H165ZM209 116V115H208ZM240 116V115H239ZM34 117H35V119H34ZM66 117H67V115H66ZM69 117V116H68ZM169 118H170V115L168 116ZM167 117V118H168ZM189 117V116H188ZM221 117V116H220ZM251 117H254V115L253 116H251ZM251 117L249 116V123L248 124H250V119H251ZM105 118V119H104ZM156 118V117H155ZM167 118H165L163 121H161V122H159L158 123V125L156 126V128L154 129L153 127V129H154V131L151 133V135H150V142H148V140H147V142L148 143H146L145 142V146H143V148H141V150H140V161H141V163L139 164L140 166L142 165V169H141V179H142V177H143V179H142V183L143 184H141L140 186L143 188V190L144 191H146L147 189L149 190V189H151V187L153 186V184H155V183H152V181L156 178V176L158 175V173L157 172H160V170L158 171V170H155V172L157 173V174H155L156 176H155V178L152 180V179H150V178H147L148 176L147 175H149L150 173H149V171H153V170H151L150 169V167H151V163L153 162V164L155 163V159L157 158V157H159L160 158V156H158V153H159V151L157 152V150L158 149H160V148H158L157 150H155V148L153 147L154 145H155V143L158 141V138H159V136H160V134H161V129L160 128H162V126H163V124L164 123H166L165 121L166 120H169V118L167 119ZM187 118V117H186ZM190 118H191V116H190ZM199 118H200V116H199ZM236 118V117H235ZM244 118V117H243ZM243 118H242V120H243ZM67 119V118H66ZM138 119V120H139ZM145 119V118H144ZM163 119V118H162ZM172 119H173V117H172ZM203 119V118H202ZM239 119V118H238ZM240 119H241V117H240ZM254 119V118H253ZM4 120H6V122H3ZM145 120H147V119H145ZM144 120V121H145ZM154 120V119H153ZM186 120V119H185ZM184 120V121H185ZM200 120V119H199ZM247 120V119H246ZM38 121V126H37V124H35L36 122ZM66 121V120H65ZM65 121H63V122H65ZM92 121V122H91ZM106 121V122H105ZM155 121H156V119H155ZM157 121H159V120H157ZM201 121V120H200ZM211 121H212V118H211ZM228 121H230V122H228ZM2 122L3 123H5V126L4 127H6L5 128V130L3 129L4 127H2ZM62 122V123H63ZM75 122H78L77 124L78 125H76L75 124ZM90 122H91V124H90ZM116 122V123H115ZM131 122V123H130ZM140 122H142V121H140ZM189 122H190V120H189ZM192 122H193V120H192ZM209 122H210V120H209ZM263 122V123H262ZM68 123V122H67ZM115 123V124H114ZM144 123V122H143ZM202 121H201V125H202ZM242 123H244V122H242ZM253 123H255L254 121H253ZM260 123H262L261 124V126H260V124H258L260 127H261V129H264V119L262 120V121H260ZM34 124L38 127V129L37 130H33V128H35V126H34ZM104 124V125H105ZM106 124V125H107ZM142 124V123H141ZM141 124L139 125L140 127H141ZM145 124V123H144ZM171 124H173L172 122H171ZM209 124H208V126H209ZM213 124V125H214ZM257 124H250L251 126H256ZM63 125H64V123H63ZM69 125V126H70ZM95 125H96V123H95ZM105 125V126H106ZM143 125V124H142ZM147 125V124H146ZM156 125V124H155ZM154 125V126H155ZM166 125V124H165ZM197 125V124H196ZM134 126V125H133ZM132 126V127H133ZM171 126V125H170ZM258 126V127H259ZM18 127H22V130H20L21 132H20V134H18L17 133V129H18ZM36 127V128H37ZM135 127V126H134ZM139 127V128H140ZM145 127V126H144ZM184 127V126H183ZM194 127V126H193ZM70 128V127H69ZM146 128V127H145ZM164 128V127H163ZM174 128V127H173ZM176 128V127H175ZM180 128V129H181ZM249 128V127H248ZM51 129H53V128H51ZM67 129V128H66ZM70 129H72L73 131V133H74V131L75 132H77L76 131V128H74L73 129V126L70 128ZM70 129H68V130H70ZM90 129V128H89ZM90 129V130H91ZM103 129V127L101 128V130ZM152 129V130H153ZM159 129H160V131H159ZM177 129V128H176ZM175 129V130H176ZM179 129V130H180ZM252 130H253V132H255V130L257 131V129L258 128H255V130L253 129V127L251 128ZM19 130V129H18ZM99 131H100V129H98ZM115 130V129H114ZM144 131H145V129H143ZM168 130V129H167ZM173 129H171V132H173L172 131ZM178 130V131H179ZM227 130V131H226ZM52 131V130H51ZM182 131H183V129L181 130V133H182ZM199 131V132H198ZM202 131V130H201ZM230 131H228V132H230ZM19 132V131H18ZM93 132H95L94 130H93ZM116 132H118V131H116ZM135 132V131H134ZM138 132H139V130H138ZM140 132H141V130H140ZM189 132V131H188ZM250 132V131H249ZM249 132H247L246 134H248ZM258 132V131H257ZM262 132V131H261ZM98 133V132H97ZM136 133V132H135ZM142 133H143V131H142ZM142 133L140 134L139 133V136H137L139 139H142L141 138V135H142ZM180 133V134H181ZM186 133V132H185ZM236 133V134H237ZM240 133V134H241ZM251 133H252V131H251ZM256 133V132H255ZM254 133V134H255ZM259 133H260V131H259ZM262 133H264V131L262 132ZM67 133L65 132V135H66ZM69 134H71V137H72V133H71V130H70V133ZM89 134V133H88ZM87 134V135H88ZM90 134H92V132H90ZM94 134V133H93ZM137 134V133H136ZM239 134V133H238ZM246 134H244V137H245V135ZM250 134V133H249ZM50 135H51V133H50ZM68 135V134H67ZM66 135V136H67ZM81 135V134H80ZM95 135V134H94ZM145 135H146V133H145ZM145 135H144V137H145ZM165 135V134H164ZM183 135V134H182ZM190 135H188V136H190ZM251 135H253V133L251 134ZM256 135V134H255ZM255 135H254V138H255ZM262 135V134H261ZM65 136V137H66ZM76 135L74 134V137H75ZM93 136V135H92ZM115 136V135H114ZM132 136H134V135H132ZM132 136H130V138H132ZM179 136V135H178ZM233 136V135H232ZM235 136V135H234ZM237 136V135H236ZM243 136V135H242ZM241 136V137H242ZM260 136V135H259ZM263 136V135H262ZM63 138H65L64 136H62ZM70 137V136H69ZM74 137H72L73 139H74ZM78 137V136H77ZM231 137V136H230ZM238 137V136H237ZM236 137V139L238 140V138ZM62 138V139H63ZM67 138V137H66ZM93 138V137H92ZM108 138V139H107ZM113 138H115V137H113ZM191 138V137H190ZM218 138V137H217ZM228 138H229V133H228ZM235 138V137H234ZM247 138V137H246ZM259 138V137H258ZM61 139V138H60ZM61 139V140H62ZM71 139V138H70ZM135 139V138H134ZM231 139V138H230ZM236 139H235V142H237L236 141ZM240 139V138H239ZM243 138H241L240 140H242ZM250 139V138H249ZM252 139H253V136H252ZM113 140V139H112ZM145 140V139H144ZM189 140V139H188ZM215 140V139H214ZM245 140V139H244ZM74 141V140H73ZM73 141H71L70 143H68V148H70L69 146V144H71ZM131 141V140H130ZM130 141H129V144H130ZM166 141V140H165ZM171 141V140H170ZM169 141V142H170ZM229 141V140H228ZM233 141V140H232ZM239 141V140H238ZM49 142V141H48ZM69 142V141H68ZM90 142V143H91ZM109 142V143H108ZM136 142V141H135ZM168 142V143H169ZM190 142V141H189ZM217 142V143H218ZM231 142V141H230ZM235 142H234V144H235ZM242 142V141H241ZM261 142V141H260ZM62 143V142H61ZM63 143H64V145H65V142L63 141ZM91 143V144H92ZM133 143V142H132ZM48 144H51V143H48ZM91 144H90V146H91ZM136 144V143H135ZM135 144L132 146V147H130V148H128L126 151H125V155H124V157H125V159L126 160H128V159H130L131 157H132V155H133V153H134V148H136V146H135ZM154 144V145H153ZM156 144H158V142L156 143ZM204 144V145H205ZM213 144V143H212ZM214 144H216L215 143V141H214ZM213 144V145H214ZM219 144V143H218ZM232 144V143H231ZM236 144H239V147H240V145L241 144H243V142L242 143H240V142H238V143H236ZM259 144V143H258ZM261 144V143H260ZM35 145V144H34ZM52 145H54L53 144V140H52ZM59 145V146H58ZM63 145V146H64ZM72 145H73V143H72ZM71 145V146H72ZM75 145H73V146H75ZM112 145V144H111ZM128 145V144H127ZM165 145V144H164ZM167 145V144H166ZM165 145V146H166ZM174 145V146H175ZM190 145V144H189ZM208 145V146H209ZM224 145V146H225ZM262 145V144H261ZM49 146V145H48ZM51 146V145H50ZM75 146V147H76ZM126 146V145H125ZM164 146V147H165ZM184 146V145H183ZM185 146H187V145H185ZM208 146H206V147H208ZM236 146V145H235ZM54 147V146H53ZM53 147H50V149H52ZM75 147H73V148H75ZM92 147V146H91ZM109 147H110V144H109ZM128 147H129V145H128ZM163 147V148H164ZM169 147H171V146H169ZM205 147V146H204ZM212 147V146H211ZM210 147V152H211V149L213 148H211ZM216 147H217V145H216ZM233 147V146H232ZM231 147V148H232ZM238 147V146H237ZM237 147H236V149H237ZM238 147V148H239ZM246 147V146H245ZM257 147L258 146H256V149H257ZM261 147V146H260ZM60 148V147H59ZM67 148V149H68ZM125 148V147H124ZM179 148V147H178ZM183 148H185V147H183ZM182 148V149H183ZM215 148V147H214ZM222 148H221V150H222ZM230 148V147H229ZM262 148V147H261ZM34 149V150H33ZM77 149V148H76ZM75 149V150H76ZM78 149H77V151H78ZM90 149V148H89ZM106 149V150H105ZM134 149V150H133ZM138 149V148H137ZM169 149V148H168ZM180 149H181V147H180ZM187 149V148H186ZM202 149H203V146H202ZM207 149V148H206ZM205 148H204V151H201L200 150V152H205V150H206ZM260 149V148H259ZM49 150V149H48ZM55 150V149H54ZM60 150V149H59ZM66 150V149H65ZM109 150V149H108ZM139 150V149H138ZM165 150H167L166 148H165ZM189 150V149H188ZM188 150H186L187 152H189ZM193 150V149H192ZM213 150V149H212ZM217 150V149H216ZM221 150H219V151H221ZM230 150V149H229ZM234 150H235V148H234ZM258 150V149H257ZM36 151H37V149H36ZM46 151H47V155H45L46 154ZM56 151H58V149L56 148V150L55 151H53L55 154L54 155H50V158L51 157H53V159L55 158V156H56V158H58L60 155V151H59V154H57L56 153ZM63 151V150H62ZM70 151H71V149L69 150V153L68 154H70ZM73 151H74V149H73ZM123 151V150H122ZM168 151V150H167ZM166 151V152H167ZM185 151V152H186ZM215 151V150H214ZM223 151V150H222ZM226 151V150H225ZM225 151H223V152H225ZM237 151V150H236ZM235 151V152H236ZM241 151H242V149H241ZM53 152H52V154H53ZM65 152V151H64ZM68 152V150L66 151V153ZM72 152V151H71ZM85 152V153H84ZM90 152V151H89ZM121 152V151H120ZM119 152V153H120ZM136 153H138L137 151H135ZM184 152V153H185ZM191 152V151H190ZM226 152H228V151H226ZM234 152V154H233V152H232V156L231 157H229L228 156V159H227V161H226V163L224 164V166H222V167H219L220 168V179L223 177V175L225 174V172H228V174H229V169H230V167L232 166V164L234 163V162H237V161H235L234 159L236 158V155H237V153H235ZM253 152H255V151H253ZM63 153V152H62ZM91 153V152H90ZM124 153V152H123ZM122 153V154H123ZM138 153V154H139ZM183 153V154H184ZM212 153H213V151H212ZM222 153V152H221ZM220 152H219V155H216V158H214V159H211V160H209L208 162H206L205 160H204V158H203V160L207 163V169L204 171V174L202 175L204 178H205V176L209 179V181L211 180L210 178L212 177V174L213 173H215V175L217 174V172H215L216 170H214L215 169V166L217 165V164H219L218 162H219V157H220V154H221ZM35 154V155H34ZM51 154V153H50ZM64 154V153H63ZM176 154V155H177ZM190 154V155H191ZM209 154V153H208ZM208 154H204L205 155V157H206V155H208ZM211 154V153H210ZM209 154V155H210ZM218 154V153H217ZM236 154V155H235ZM255 154V153H254ZM254 154H252V155H254ZM20 155V159H18L17 160V157ZM62 155V154H61ZM200 155V154H199ZM198 155V156H199ZM215 155V154H214ZM226 153H225V157H226ZM231 155V154H230ZM58 156V157H57ZM63 156V155H62ZM91 156V155H90ZM201 156V155H200ZM203 156V155H202ZM211 156V155H210ZM213 156V155H212ZM224 156V155H223ZM67 157V156H66ZM162 157V156H161ZM177 157H179V156H177ZM183 157V156H182ZM204 157V156H203ZM222 157V156H221ZM221 157H220V159H221ZM224 157V158H225ZM240 157V156H239ZM80 158H82V159H80ZM133 159H134V156L132 157ZM136 158V157H135ZM208 158H209V156H208ZM211 158V157H210ZM209 158V159H210ZM241 158V157H240ZM47 159V162H48V157L46 158ZM53 159L51 160V159H49V161H50V164H51V161H53ZM60 159H62V158H60ZM89 159L87 160L88 162H90L89 161ZM178 159V158H177ZM206 159V158H205ZM223 159V158H222ZM252 159V158H251ZM45 160V159H44ZM43 160V161H44ZM56 160V159H55ZM59 160V159H58ZM62 160H64V158L62 159ZM62 160H60L61 161V163H62ZM102 160H103V158H102ZM131 160V159H130ZM130 160H128V162L130 161ZM136 160V159H135ZM164 160V159H163ZM163 160H161V161H163ZM190 160V159H189ZM225 160V159H224ZM223 160V161H224ZM240 160V159H239ZM43 161H42V165H40L38 162H37V164H39L41 167L39 168L41 171H43V176H41V177H44V178H46L47 176L48 177H51V176H49L48 174L46 175V173L48 172V171H45V170H48V168L46 167V166H48L47 164L46 165H44L43 164ZM122 161V160H121ZM132 161V160H131ZM134 161V160H133ZM139 161V160H138ZM177 161V160H176ZM194 161V162H193ZM251 161H253V160H251ZM45 162V161H44ZM203 162V161H202ZM221 162V161H220ZM85 164H86V162H84ZM100 163H101V165H100ZM135 162H133V164H134ZM179 163V162H178ZM191 163V164H192ZM206 163H204V164H206ZM252 163V162H251ZM48 164H49V162H48ZM49 164V165H50ZM66 163H64V165H65ZM124 164V163H123ZM23 165H25V166H23ZM53 165V164H52ZM57 165V164H56ZM62 165V164H61ZM68 165V164H67ZM70 165H69V168H70ZM87 165V164H86ZM89 165V164H88ZM127 165V164H126ZM135 165V164H134ZM134 165H132V163H131V165H129V167H127L126 168V171L124 172V174L122 175V178H124V182H126V184L129 186L130 184H132L133 183V178H135L134 177V175H135V171H136V168H134ZM137 165V164H136ZM135 165V167H137ZM188 165V164H187ZM199 165H201V164H199ZM215 165V166H214ZM220 165V164H219ZM20 166V167H19ZM58 166V165H57ZM56 166V167H57ZM102 167L101 169H100V167ZM124 166V165H123ZM154 166V165H153ZM156 166V165H155ZM159 166V165H158ZM158 166H156V169H157V167ZM163 165H160V167H162ZM203 166V165H202ZM218 166V165H217ZM217 166H216V168H217ZM234 166H236V164L234 165ZM39 167V166H38ZM49 167H52V166H49ZM55 167V168H56ZM84 167H85V165H84ZM160 167H158V168H160ZM206 167V166H205ZM57 168H60V167H57ZM67 167H65L64 166V169L62 168H60L61 170H60V173L59 172H55V173H57V175H58V173H59V175L60 176H64L65 174H67V173H62L61 171H63V170H65ZM153 169H154V167H152ZM169 168H167V169H169ZM203 168V167H202ZM22 169V168H21ZM38 169V170H39ZM54 169V168H53ZM83 169V168H82ZM104 169V170H105ZM138 169V168H137ZM161 169V168H160ZM165 168H163V170H164ZM26 170H25V173H26ZM52 170V169H51ZM57 170H59V169H57ZM56 170V171H57ZM86 170V169H85ZM88 170V169H87ZM118 170V169H117ZM125 170V169H124ZM170 170V169H169ZM200 170H201V168H200ZM199 170V171H200ZM232 170V169H231ZM24 171V170H23ZM41 171H39V172H41ZM53 171V170H52ZM52 171H50L49 170V172H52ZM119 171V170H118ZM122 171V170H121ZM162 171V170H161ZM233 171V170H232ZM234 171V172H235ZM257 171H261V173H262V175L261 176H257V175H255V173L257 172ZM38 172V173H39ZM54 172V171H53ZM52 172V173H53ZM64 172V171H63ZM202 172V171H201ZM231 172V171H230ZM51 173V174H52ZM82 173H83V171H82ZM149 173V174H148ZM174 173L170 170V171H166L162 176H161V183H162V185H161V187H160V195L162 194L163 195V193L165 192H167L166 191V187L168 186V184L170 183V181H171V178H172V176L174 175ZM42 174V173H41ZM69 174V173H68ZM226 175L227 177L229 176V175ZM249 174V173H248ZM253 174V173H252ZM38 175V174H37ZM56 175V174H55ZM55 175H54V177H55ZM56 175V176H57ZM104 175V174H103ZM118 175V174H117ZM137 175V174H136ZM140 175V174H139ZM151 175V174H150ZM205 175V176H204ZM218 175V174H217ZM216 175V176H217ZM246 175V174H245ZM102 176V175H101ZM175 176V177H176ZM211 176V177H210ZM214 176V175H213ZM215 176V177H216ZM233 176H231V177H233ZM37 177H40L39 175L37 176ZM48 177H47V179H48ZM140 177V176H139ZM152 177V176H151ZM159 177V176H158ZM210 177V178H209ZM246 177V176H245ZM244 177V178H245ZM36 178V177H35ZM53 178V177H52ZM51 178V179H52ZM61 178V177H60ZM64 178H66L65 176H64ZM69 178V177H68ZM117 177H115V179H116ZM137 178H138V176H137ZM137 178H135L136 180H134V181H138L137 180ZM199 178V179H198ZM226 178V177H225ZM241 178H242V176H241ZM240 178V179H241ZM39 179H41V178H39ZM45 180V182L44 183H47V181L48 180ZM56 179V178H55ZM57 179H59V177L57 178ZM140 179V178H139ZM140 179V180H141ZM207 179V180H208ZM213 179H215V178H213ZM212 179V180H213ZM217 179V178H216ZM223 179V178H222ZM243 179V178H242ZM16 180H18V181H16ZM42 180V179H41ZM59 180H61V179H59ZM65 180V179H64ZM63 180V178H62V181H64ZM100 180V179H99ZM118 180V179H117ZM123 180V179H122ZM139 180V181H140ZM156 180V179H155ZM173 180V179H172ZM187 180V181H186ZM206 180V181H207ZM226 180V179H225ZM228 180V179H227ZM226 180V181H227ZM244 180V179H243ZM246 180V179H245ZM244 180V181H245ZM4 181V180H3ZM37 181H39V180H37ZM44 181V180H43ZM50 181H53V180H50ZM49 181V182H50ZM62 181H61V184H63L62 183ZM139 181L137 182V184H139ZM157 181V180H156ZM159 181V180H158ZM199 181H201V183L199 184ZM215 181V180H214ZM223 181V180H222ZM5 182V181H4ZM7 182V181H6ZM23 182V181H22ZM22 182L20 183V184H22ZM49 182L47 183V184H49ZM55 182V181H54ZM56 182L58 183V180H56ZM55 182V183H56ZM67 180H66V187H65V189H67ZM119 182V181H118ZM122 182V181H121ZM124 182H122V183H124ZM132 182V183H131ZM155 182V181H154ZM190 182V181H189ZM15 183V184H16ZM18 183V184H19ZM54 183V184H55ZM60 183V182H59ZM58 183V184H59ZM226 183H228L229 184V181L228 182H226ZM225 183V184H226ZM5 184V183H4ZM3 184V185H4ZM18 184H16V185H18ZM50 184H51V182H50ZM53 184V185H54ZM58 184H57V186H55V187H58ZM136 184V183H135ZM135 185V186H138V185ZM159 184V183H158ZM157 184V185H158ZM174 184V183H173ZM173 184H171L172 186H173ZM205 184V183H204ZM218 184V183H217ZM222 184H224V183H222ZM227 184V185H228ZM22 185H24V184H22ZM64 185V184H63ZM116 185H118V184H116ZM134 185V184H133ZM170 185V184H169ZM199 187H198V186ZM216 185V184H215ZM219 185V184H218ZM19 186V185H18ZM47 186V185H46ZM61 186V185H60ZM60 186H59V192H60ZM103 186V189H101V198H100V200H102V201H100V203H99V207H97V211H94V214H93V212H91L92 210H96V206H94V203H95V200H93L94 199V197L95 196H93L92 194H94L93 192L97 189V188H99V190H100V187H102ZM119 186V185H118ZM121 186V185H120ZM172 186H170V187H172ZM177 186V187H178ZM6 187V186H5ZM17 187V186H16ZM20 187V186H19ZM83 187V188H84ZM122 187H123V185H122ZM121 187V188H122ZM130 187L132 188V186L130 185ZM134 187V186H133ZM176 187V185L174 186V188ZM188 187V186H187ZM9 188V187H8ZM6 189V190H10V189ZM18 188V187H17ZM16 188V190H18ZM21 188H22V186H21ZM27 188H25L26 190H27ZM42 188V187H41ZM40 188V189H41ZM53 188V187H52ZM61 188H63V186L61 187ZM70 188V187H69ZM80 188H82V187H80ZM115 188V187H114ZM131 188H128L129 190H131ZM134 188H136V187H134ZM201 188V187H200ZM200 188H199V190H200ZM2 189V188H1ZM4 189V188H3ZM37 189V188H36ZM116 189V188H115ZM157 189H158V187H157ZM172 189V188H171ZM170 189V190H171ZM177 189H179V188H177ZM185 189H183L182 191L184 192V190ZM16 190H13L12 189V191L14 192V191H16ZM22 189H20L19 190V192H20V195H22L21 194V192H26V190H24L23 189V191H21ZM34 190V189H33ZM56 190H57V188H56ZM69 190V189H68ZM86 190V189H85ZM117 190V189H116ZM132 190H133V188H132ZM136 190V189H135ZM134 190V191H135ZM138 190H139V188H138ZM188 190H189V187H188ZM187 190V191H188ZM191 190V189H190ZM35 191H37V190H34V192ZM66 191V190H65ZM70 191V190H69ZM72 191H73V189H72ZM75 191V190H74ZM79 191H80V189H79ZM151 191V190H150ZM153 191V190H152ZM151 191V192H152ZM186 191V190H185ZM11 192V191H10ZM38 193H39V191H37ZM61 192H64V189H63V191H61ZM75 192H77V191H75ZM73 193V194H76V193ZM84 192V191H83ZM96 192V191H95ZM98 192V191H97ZM118 192V193H119ZM121 192H123V193H121ZM132 192V191H131ZM130 192V193H131ZM137 192V191H136ZM135 192V193H136ZM142 191L140 190L139 192H138V197L140 198V193H141ZM157 192V191H156ZM156 192H154V194L156 193ZM179 192V191H178ZM191 192V191H190ZM18 193V192H17ZM28 193H29V191H28ZM32 193V192H31ZM36 193V192H35ZM57 193V192H56ZM56 193H54V194H56ZM116 193V192H115ZM127 193H129L128 192V190H127ZM133 193V192H132ZM135 193H133V194H135ZM148 193H149V191H148ZM153 193V192H152ZM152 193H150V194H148V195H154V194H152ZM13 194V193H12ZM19 194V193H18ZM24 194V193H23ZM27 194V193H26ZM65 194V193H64ZM69 194V193H68ZM79 194V195H78ZM99 194V193H98ZM97 194V195H98ZM17 195V194H16ZM20 195H19V197H20ZM25 195V194H24ZM28 195V194H27ZM26 195V196H27ZM48 195V194H47ZM77 195L78 196H80V193L78 192L77 193ZM76 195V196H77ZM81 195H82V191H81ZM96 195V194H95ZM116 195V194H115ZM114 195V196H115ZM145 195V194H144ZM144 195H142V193H141V196H144ZM159 195V196H160ZM220 195H222L224 198H223V200L224 201H221V203H220V201H219V203L218 204H216L217 203V201H218V199L219 198H222V196H220ZM29 196V195H28ZM33 196H35L34 195V193H33ZM37 196V195H36ZM56 196V195H55ZM65 196H67L66 194H65ZM65 196H62L63 197V199H64V197ZM75 196V195H74ZM133 196V195H132ZM136 196V194L134 195V197ZM220 196V197H219ZM258 196V197H257ZM18 197V196H17ZM24 197V196H23ZM22 196L20 197V198H23ZM61 197V196H60ZM69 197H71V196H69ZM137 197V196H136ZM146 198L148 197L147 196V193H146V196H145ZM151 197V196H150ZM150 197H148V198H150ZM163 197H164V195H163ZM165 197H167V196H165ZM16 198V197H15ZM20 198H16V199H18V200H20ZM24 198H26V197H24ZM24 198H23V200H24ZM52 196H50V197H47L45 200L47 201V208L48 209H45V213H44V216L45 217H49L50 215H47L49 212L50 213H52L51 211H49L50 209L51 210H54V207H52L51 208V206H54V205H52L53 204V200H52ZM97 198V197H96ZM95 198V199H96ZM144 198V197H143ZM142 198V199H143ZM147 198V199H148ZM152 198V197H151ZM156 198V197H155ZM154 198V199H155ZM157 198H158V195H157ZM171 198V197H170ZM37 199V198H36ZM54 199V198H53ZM66 199H68V198H66ZM66 199H64L63 201H65ZM77 199V198H76ZM133 199V198H132ZM136 199V198H135ZM141 199V198H140ZM145 199V198H144ZM146 199V201L145 202H147L148 200ZM154 199H152L153 201H154ZM166 199V198H165ZM164 199V200H165ZM62 200V199H61ZM75 200V199H74ZM115 200H113V202H115ZM151 200V201H152ZM159 200V199H158ZM161 200H163L162 199V196H161ZM160 200V201H161ZM220 200V199H219ZM16 201V200H15ZM138 201V200H137ZM139 201H141V200H139ZM143 201V200H142ZM141 201V203H145V202H142ZM157 201V200H156ZM159 201V202H160ZM169 201H170V199H169ZM168 201V202H169ZM17 202V201H16ZM19 202V201H18ZM36 202V201H35ZM39 202V201H38ZM60 202V201H59ZM66 202H67V200L65 201V204H66ZM70 202V201H69ZM131 202V201H130ZM134 202H136V201H134ZM149 202H150V199H149ZM206 202H208V204H209V206H207L208 208H207V210H206V212L205 213H203V210L201 209L202 207H204L203 206V204H205ZM15 203V204H14ZM23 203H24V201H23ZM22 203V204H23ZM54 203H55V200H54ZM64 203V202H63ZM68 203V202H67ZM75 203V202H74ZM148 203V202H147ZM153 203V202H152ZM152 203H149L151 206H152ZM160 203H162V202H160ZM18 204V203H17ZM65 204L63 205V208H64V206H65ZM69 204V203H68ZM133 204V203H132ZM154 204V203H153ZM169 204V203H168ZM21 207H22V205H21V203L19 204ZM37 205H38V203H37ZM67 205V204H66ZM137 205V204H136ZM140 205V204H139ZM160 205V204H159ZM163 205V204H162ZM35 206H36V204H35ZM35 206H33V207H35ZM39 206V205H38ZM38 206H36L35 208L37 209V207ZM57 206V205H56ZM98 206V205H97ZM132 206V205H131ZM140 206H142V204L140 205ZM146 206V205H145ZM20 207V208H21ZM28 207V206H27ZM33 207H31V208H33ZM111 207V206H110ZM135 207V206H134ZM153 207V206H152ZM152 207H150V208H152ZM158 207V206H157ZM17 208V207H16ZM26 208V207H25ZM25 208L24 209H22V211H24L25 210ZM35 208H33L34 210L33 211H37V212H39L38 214H40V211H42V210H40V211H38V210H35ZM74 208V207H73ZM73 208H69L68 210H67V212L65 213L64 212V214L62 215L63 216V218H62V220H61V223H65L66 221H68V220H70L71 219V213H70V211L73 209ZM112 208V207H111ZM110 208V209H111ZM133 208V207H132ZM131 208V209H132ZM136 209H137V207H135ZM134 208V209H135ZM21 209H20V211H21ZM42 209V208H41ZM60 209V208H59ZM113 209V208H112ZM111 209V210H112ZM134 209H133V211H134ZM135 209V210H136ZM139 209V208H138ZM204 209V208H203ZM6 210V209H5ZM15 210H17V209H15ZM62 210V209H61ZM76 210H72V212L73 211H76ZM114 210V211H115ZM143 209H142V207H141V210L140 211H142ZM152 210V209H151ZM30 211V210H29ZM33 211H31L30 213H33ZM63 211V210H62ZM113 211V212H114ZM132 211V210H131ZM130 211V212H131ZM138 212V213H141V212ZM166 211H168L170 214L169 215H167V212ZM183 211L185 212V213H188V216H187V220H185V222L183 223V226H182V229H183V227H184V230H183V233L184 234H186V235H184V234H182V236L180 235V234H178V235H180V237L177 239V243H174L175 242V237H176V235H175V232H176V226H179L180 224H181V218H182V213H183ZM36 212V213H37ZM112 212V211H111ZM116 212V211H115ZM114 212V213H115ZM36 213H35V215H36ZM49 213V214H50ZM56 213V212H55ZM60 213V212H59ZM58 213V214H59ZM74 213V212H73ZM137 213V214H138ZM143 213V212H142ZM145 213V212H144ZM144 213H143V215H144ZM147 213V212H146ZM18 214V213H17ZM20 214H23V212H21ZM19 214V215H20ZM29 214V213H28ZM116 214V215H117ZM133 214H136V213H132V216H133ZM148 214V213H147ZM31 215V214H30ZM34 215V216H35ZM95 215V216H94ZM111 215V216H110ZM116 215H115V217H116ZM139 216H141V217H143V215H140V214H138ZM184 215V214H183ZM4 215H2V216H0V217H3ZM24 216H25V212H24ZM170 216V217H169ZM195 216H196V218H195ZM19 217V216H18ZM30 217V216H29ZM47 217V218H48ZM140 217V219H142ZM154 217H158L157 216V214L156 215H154ZM20 218H22L21 216H20ZM19 218V219H20ZM33 218V217H32ZM36 218H38V217H36ZM73 218H74V216H73ZM96 220H95V219ZM114 218V217H113ZM135 217H133V219H134ZM137 218H139V217H137ZM183 218H184V216H183ZM23 219H25V217L23 218ZM76 219V218H75ZM117 219V218H116ZM158 219V218H157ZM262 218H261V220H259L260 222H263L262 220H263ZM11 220V221H10ZM132 220V219H131ZM153 220V217H152V219H151V221ZM18 221V220H17ZM46 221H47V219H46ZM70 221H72V219L70 220ZM137 221V220H136ZM217 222L218 221V224H219V229H217L215 226H214V222ZM257 221V220H256ZM258 221V222H259ZM19 222V221H18ZM31 222V221H30ZM73 222H75V220L73 221ZM73 222H72V224H73ZM83 222V223H82ZM130 222V221H129ZM134 222V221H133ZM140 222V221H139ZM142 222V221H141ZM147 222V221H146ZM215 222V224H217ZM256 223V222H253L254 224L256 223V224H259V223ZM25 223V222H24ZM45 223V222H44ZM43 223V224H44ZM67 223V222H66ZM116 223V222H115ZM130 223H132V222H130ZM152 223H154V221L152 222ZM159 223L160 222H158L157 224L159 225ZM249 223V224H250ZM264 223V222H263ZM13 224V223H12ZM53 224V223H52ZM71 224V223H70ZM83 224V225H84ZM113 224V223H112ZM111 224V225H112ZM127 224H128V226H127ZM139 224V223H138ZM149 224H151V223H149ZM249 224H247V222H246V225H248L249 226ZM250 224V225H251ZM255 224V225H256ZM261 224V223H260ZM29 225H32V224H29ZM125 225L129 228H125ZM152 225V224H151ZM155 225V224H154ZM157 225V226H158ZM255 225H254V227H255ZM98 227V230H101L99 233H98V235H97V238H95L94 236V238L92 237V232H93V228L94 227ZM114 226V225H113ZM117 226V225H116ZM141 227H142V224L140 225ZM147 226V225H146ZM150 226V225H149ZM153 226V225H152ZM245 226V225H244ZM257 226V225H256ZM262 226H264V225H262ZM261 226V227H262ZM95 227V228H96ZM159 227V226H158ZM39 230H38V229ZM79 228V227H78ZM94 228V229H95ZM112 228V227H111ZM116 228H118V227H116ZM135 228V227H134ZM138 228V227H137ZM148 228V230H149V228L150 227H147ZM202 228H205L206 230V232L203 234V233H201V230L203 231V229ZM250 228V227H249ZM251 228H252V226H251ZM256 228V227H255ZM255 228H254V230H255ZM12 229V228H11ZM10 229V230H11ZM83 229V228H82ZM139 229V228H138ZM143 229V228H142ZM146 229V228H145ZM181 229V230H182ZM245 229V228H244ZM253 229V228H252ZM42 232H41V231ZM55 231V232H53V231ZM78 230V229H77ZM97 230V229H96ZM95 230V231H96ZM144 230V229H143ZM151 230V229H150ZM177 230H179V229H177ZM180 230V231H181ZM248 230H250V229H248ZM253 230V231H254ZM264 230V229H263ZM36 231H40L41 233L39 234L38 232H36ZM81 230L79 229V232H80ZM131 231V230H130ZM140 230H138V231H136V233L137 232H139ZM152 231V230H151ZM163 231H165L164 233V237L166 238V243L165 244H162L161 243V238H163V236H161L162 235V233H163ZM246 231H247V229H246ZM62 232H66L65 234H63ZM117 232V231H116ZM133 231H131V233H132ZM135 232V231H134ZM133 232V233H134ZM142 231H140V233H141ZM148 232V231H147ZM244 232V231H243ZM78 233V232H77ZM81 233V232H80ZM94 233V232H93ZM115 233V232H114ZM143 233H145V232H142V234ZM82 234V235H83ZM95 234V233H94ZM117 234V233H116ZM139 233H137L136 235V237H138L139 235H138ZM147 234V233H146ZM149 234V233H148ZM147 234V235H148ZM218 234H220L219 232H218ZM217 234V235H218ZM244 234H246V233H244ZM250 234H251V231H250ZM249 234V235H250ZM252 234H253V232H252ZM64 235V237H66V239H65V242H63V240L64 239H61L60 237L61 236H63ZM115 235V234H114ZM125 235L127 236L126 238H125ZM132 235V234H131ZM130 235V236H131ZM151 235V234H150ZM184 235V236H183ZM241 235V234H240ZM239 235V236H240ZM248 235V236H249ZM254 235V234H253ZM260 235V234H259ZM261 235H263V234H261ZM9 237V238H6V237ZM134 236V235H133ZM145 236V235H144ZM149 236V235H148ZM235 236V235H234ZM252 236V235H251ZM264 236V235H263ZM63 237V238H64ZM113 237H114V239H113ZM146 237V236H145ZM151 237V236H150ZM236 237H237V235H236ZM253 237V236H252ZM256 237V236H255ZM116 238H117V236H116ZM131 238V237H130ZM225 238V239H224ZM26 239H30V243L29 244H31L32 243V245L31 246H28L27 248H26V250H25V248L22 246V243L26 240ZM125 239V240H124ZM147 239H149V238H147ZM146 239V240H147ZM215 239H216V237H215ZM219 239V238H218ZM234 239V238H233ZM251 239V238H250ZM257 239H258V237H257ZM262 239V238H261ZM260 239V240H261ZM163 240H164V238H163ZM163 240H162V242H163ZM228 240V239H227ZM241 241H238L237 240V244H239V246H240V244L242 245V246H249V245H247L248 243H247V241H249L248 239H247V237H245V236H243V234H242V236H241V239H240ZM253 240V239H252ZM27 241V240H26ZM128 241H130V240H128ZM144 241V240H143ZM142 241V242H143ZM255 241H256V239H255ZM34 242V243H33ZM202 242H205V246H206V249L203 247V249H205L206 250V254H204L203 255V253L201 254V250H202ZM220 242H222V240H220ZM240 242V243H239ZM257 242V241H256ZM122 243V244H123ZM128 243V242H127ZM148 243V242H147ZM225 243H227V242H225ZM24 244V243H23ZM111 244V245H110ZM114 244H115V242H114ZM146 244V243H145ZM214 244V245H213ZM222 244H223V242H222ZM233 244V243H232ZM255 244V243H254ZM26 245V244H25ZM73 245V246H72ZM148 245V244H147ZM193 245V246H192ZM231 245V244H230ZM252 245V244H251ZM125 246V245H124ZM146 246V245H145ZM216 246H218V245H216ZM237 245L235 244V247H236ZM125 247H127V246H125ZM148 247V248H149ZM201 247V250H199V248ZM225 247H226V245H225ZM233 247H234V245H233ZM246 247V248H247ZM34 248H36V249H34ZM78 248V247H77ZM145 248V247H144ZM239 248V247H238ZM237 248V249H238ZM241 248V247H240ZM246 248H244V249H246ZM33 249H34V251H33ZM57 249V250H58ZM102 249H103V247H102ZM150 249V248H149ZM179 250L180 251V258L178 257L177 259L176 258H174V250ZM214 249V248H213ZM249 248H247L245 251H247ZM252 249V248H251ZM66 250V249H65ZM146 250V249H145ZM175 250V251H176ZM192 250V249H191ZM191 250H190V253H191ZM214 250H216V249H214ZM241 250V249H240ZM243 250V249H242ZM264 250V241H261V242H257L254 246H253V252H252V254L250 253V256L249 257H246V261H247V264H251L252 262H253V259H255V258H257V259H260V258H262V256H264V255H262L263 254V251ZM59 251V250H58ZM69 251V250H68ZM72 251H74V250H72ZM71 251V252H72ZM101 251V252H100ZM110 251V250H109ZM108 251V252H109ZM147 251H148V249H147ZM237 251V250H236ZM71 252H70V254H71ZM75 252V251H74ZM74 252H72V253H74ZM105 252V251H104ZM150 252H152V250L150 251ZM178 252V251H177ZM177 252H175V253H177ZM62 253V252H61ZM69 253V252H68ZM111 253V252H110ZM145 253H147L146 251H145ZM144 253V254H145ZM238 253V255L241 253V252H236V254ZM244 253H246V252H244ZM69 254V255H70ZM102 254V255H101ZM112 254V253H111ZM153 254V253H152ZM151 254V255H152ZM248 254V253H247ZM72 255V254H71ZM146 255V254H145ZM191 256V255H190ZM204 256V257H205ZM230 256H232L231 255V253H230ZM240 257H241V255H239ZM16 257V258H17ZM59 257V256H58ZM102 257V258H101ZM177 257V256H176ZM203 257V258H204ZM13 258V257H12ZM31 258H33L32 256L29 258V259H31ZM35 258V257H34ZM68 258V257H67ZM96 257H94V259H95ZM150 258V257H149ZM191 258V257H190ZM203 258L201 259L202 261H203ZM231 258V257H230ZM244 259H245V257H243ZM28 259V258H27ZM29 259L27 260V262H26V264H33L32 262H33V260L32 261H29ZM38 259V258H37ZM64 259V260H65ZM192 259H193V257H192ZM22 260V259H21ZM20 260V261H21ZM118 260V261H117ZM186 260V262L188 261L187 259H185ZM204 260H205V258H204ZM238 260H240V259H237V261ZM20 261H18L19 263H17V264H20V263H22V262H20ZM38 261V260H37ZM59 261V260H58ZM60 261H62V259L60 260ZM67 261H63V262H61V263H64V262H66V263H68ZM117 261V263H115ZM189 261H190V259H189ZM199 261V260H198ZM201 261V262H202ZM243 261V259L241 260V261H239V263L241 264V262ZM246 261H245V263H246ZM38 262V263H39ZM165 262V263H166ZM231 262H233V260L231 261ZM235 262V261H234ZM244 262V261H243ZM243 262H242V264H243ZM34 263H36V262H34ZM60 263V264H61ZM68 263V264H69ZM238 263V264H239ZM42 264H44V263H42ZM46 264H47V262H46ZM58 264H59V262H58ZM65 264V263H64ZM167 264V263H166ZM187 264V263H186ZM191 264V263H190ZM200 264H202V263H200ZM203 264H204V262H203ZM205 264H206V262H205ZM233 264V263H232ZM262 264V263H261Z\"/></svg>",
	"mask_w": 264,
	"mask_h": 264
},
{
	"label": "rangeland",
	"instance_id": "2",
	"mask_svg": "<svg viewBox=\"0 0 264 264\" xmlns=\"http://www.w3.org/2000/svg\"><path fill=\"white\" fill-rule=\"evenodd\" d=\"M21 1H22V0H21ZM24 1H25V2H24ZM28 1H29V0H23L22 2L25 3V4H23L22 2H21L22 4L20 3L21 7H20V5H19V7L22 8V9L18 8V10H19V11H18V15H16V21L18 20L17 22H19V19L23 18V17L26 15V12H28V11H30L29 14L32 12V13L29 15L30 18L33 17L32 15L37 14V11H36L37 9H36V7H38L37 4H40L41 1H42V4H43V3H44V5L47 4V7H49V8L46 7L48 10H47V9H46V10L44 9V12H45V13L43 14V15H44V18H41V17L39 18V20H40V22H41V25L39 24L37 27H35V22H34L33 19H31V20H33V21H31V23L29 22V24H28V23L26 24L28 27L31 26V27H29V29H28V27H27L26 25H25V27H24L21 23H19V24L21 25L20 27H19V25L17 24L19 28H18L17 25H16L15 28H17V30H16V36H17V38H16V40L14 39V40L16 41V42H14V43H15V44L17 43V46H18L19 43H21V44H19L18 47L21 48L22 51H21L19 48H17V47H16V49H19V50H15V51H14V48H15V47L12 48V45H13V44H9V41H10V40H8V39H10V38H8L9 36H6V37H5L6 39L4 38V42H3V45L1 46V47H2L1 49L3 50V48H4L3 51H6V53H7L8 55H11V56H9V58H10V57H11V58L7 60V61H8V65H9V66L7 65V67H8V73H10L9 75L12 74V70H13V68H14V64L17 65V64L19 63V65H20L21 63L24 62L23 64L20 65V66H22V68H23L24 70H26V69L28 68V65L31 64V63H29V62L31 61L30 57L32 56L31 54L34 52V51H33V47H34V45H35V43H31V42H33L34 39H36V38L39 36L38 34H40V33L44 30V28H43V27H44V22L46 23V21H47V19H48V17H49L50 12H51L52 10H54V11H52V12L54 13V16H55V17H56L57 15L59 16L61 13H62L63 15H64V13H65L64 16H66V15L68 14V12H70L71 5H73V2H74V0H71V1L69 0L67 5L70 6V7H68L67 5H62V4H63V0H59L58 5H57V6L55 5V6H54L55 8L53 9V7L50 6V2H51L52 0H34V2L31 1V0H30L29 2H28ZM72 1H73V2H72ZM88 1H90L91 3L94 2V0H88ZM88 1L86 0V2H88ZM125 1H129V0H125ZM142 1H143V0H142ZM142 1H141L142 4L139 5V6H140V7H139V10H140V11L143 10V11L141 12V14H140V11H139V14H137L138 11L135 12V13H133V11H132L131 9H130V11H132V12H129V9H127V10H128V13H127V11H126V13H127L126 16H127V17H125V18L127 19V18L129 17V18H128L129 20H128V19H127V20L124 19V20H126L124 23L121 21L122 26H123V27L126 26L125 29H124V28H122V29L125 30V31H127V32L123 31L124 33L122 32L121 37H119V38H120V39L118 40V43H119V44L117 43V45H116V48H117V47H118V48H117V50H115V56H118V55L122 56V55H125V54H129V53H131V52H133V51H134V52L137 51L136 48L134 47V46L137 44L138 40H139L138 38H140V36L137 35V34L142 33L143 30H145V29L148 28L147 20H144L146 24H144V21H143V24H141V25H143L144 27L141 26V25H139V27H136V26H135V25H136V24H135V20H136V18L139 19V18H140L145 12H146V8H147V5H146V4H147V2H146V0H145L146 3H145L144 1H143V2H142ZM154 1H156V3H157L159 0H154ZM180 1H182L183 3L180 2L182 5H181L180 3H178L179 6L177 7V9L179 8L180 10L178 9V12L180 13V11H181L182 14H181V13L179 14V13L177 12V15H180V16H177V15H176V16H177V19H176V20H177V23H176L175 25H173V26L170 28L171 31L169 30L170 32H169L166 36H163V39H161V37L158 36L157 30H156V29H157L156 27H157L158 25H160L161 22H160V23H157L158 25L155 26V28H154L156 31L153 29L154 31L152 30V32H151V33H153V34H151L152 37L154 36L155 38L153 37V38H151L150 42H146L145 44H143L142 46H144V47H142V49H143V48H146V46H147L149 43H151V42H154L153 44L155 45V44L157 43V40H160L159 42H161L162 45L165 43V41H166V43H167V42L170 41V40H174L175 36L173 35V33L175 34V32H176V29H177V28H176V25L178 26V24H180V22L183 20V19H181V18H184V16H183V12H184L183 10H184V9H183V8L188 9V10H185V11H187V12H193V10H194L195 13H196V12L198 11V14H197V15L194 13V14H195V17L193 18L192 22H191V23L189 24V26H188L192 31H191L188 27H187L188 29L186 28V31L182 34L184 37L181 35V37H182V41H181V40H180V41H176L175 44H174V43L172 44L174 47H172V49L170 50L171 53H170V52L168 53L169 56L167 55L168 58L164 61V64H165L166 66H164V65H162L163 67L161 66L162 68H166V67L168 68V66H169L168 64L171 63V60H170V59H172V57H174L176 54L179 53L181 57H180V60H179V57H178V59H176V62H177V63H176V66H175V67H176L177 69H176V68L173 69V71L171 72V77H173V76L176 77L175 75H177V73L181 71L180 68H183V66H186V70H187V75H186V77H188V76H189V77L186 79L187 82L184 83L185 86H186L189 82H191L193 79H196V77H193V76H194V75L197 76V74H198V73L200 74V72H201V75L199 76V74H198V77H199L198 80H200V78H201V81H202V80L205 78V75H204V73H203V71H204V70H203V69H204V66L202 67V65H201V60L203 61L205 58H207V54H209L208 51H209L210 49H212V51H213L212 53H214V52L217 53V52H218L217 49H219V48H216L217 45H215V44L219 43V45H220L221 48H222V47L226 46V44L230 41V40H228L230 37H229V38H226V37H228V35H225V34L223 35V34H222L223 37H222V35H220V36H221V37H220L219 35H216V33H220V32H222V31H223V33H225L226 31L230 30V27H233L234 32H236L237 30H240V28H242V27L244 26L245 22L250 18V19H249L250 22H251V20H252L253 22H255V23H254V27H255V28H253V29H254V30L256 29V30L258 31V32H257V31H253L254 37H255V36H256L255 38L258 37V38H257V42H256L255 40H254V41H255L256 43H255L254 41H250V39L248 38V36L245 34V36H247V37H245V36H243V37H245L246 39L244 38V40H243V38H241V39L243 40V42H242V41L240 42V40H241L240 38H237V40H236V38L234 39V40H235L236 47H237V45H238V47H241V45H243V47H246V45H247V46H251V45H252V46H255V45H257L258 48H259V46H261V45H260V44H261V43H260V40L264 37V28L261 29L260 27H262V25H263V27H264V21L262 22L263 24L261 23V25H260V24H259V22H260L259 20H263V19H264V17H263L264 13H261V12H260V11L264 12V11H263V10H264V4H263L264 0H261V1L258 0V2H257L256 5H255L256 2H255L254 0H248V1H246V0H242V1H244V2L246 1V3L248 2V3H247V6H248V7L246 6V3L243 2V4H245V6H243V10H244V11H243V12H244L243 14H244V15L242 14V12L240 13V4H239V3H241L242 1H241V0H233V2L235 1V2H234V6H236V7L234 8V6H233L232 8H234L235 10L230 8V10L232 11V12H230V11H228V9H227L228 7L226 6L227 8L225 7V10H223L222 13H221L222 15H224V16H226V17L228 18V19H227V18L225 17V19H224V21L227 22V23H224V24H226V25H225V26H222V25H221V22H222V24H223V21H221V22L216 21V24H214L215 27L209 29V31H207L208 33L205 32V33H206V34H204L205 36L203 35L204 37L201 38V39H202V40H201V43H200V46L202 45V48H200V49H201V52H200V50H199L198 54H197V51H194V50H188L189 52H188L187 50H186L187 52H180V51H181V49H180V47H179V45L181 44L180 42L183 43V41H185V39L189 37V44L192 45V44L195 43V40H198V39H199V32H198V30H196V27H195V26H197L196 24L199 25V24L201 23V21L204 22V20L206 19V17H209V15L211 16V15L213 14V13H212V11L214 10V8H213V5H214V4H213V3H215L217 0H201V3L199 2L200 0H191V1H190V0H180ZM189 1H190L192 4H191V3H188ZM212 1H213V2H212ZM214 1H215V2H214ZM223 1H225V0H223ZM239 1H240V2H239ZM259 1H260V3H259ZM27 2L30 3V4L27 5ZM32 2H33L34 5L32 4ZM37 2H38V3H37ZM45 2H46V3H45ZM90 2H89V3H90ZM165 2H166V3L164 4L163 8H164V7H167V4H168V3H167V1H165ZM186 2H187V3H186ZM197 2H198V5L196 4ZM206 2H207V3H206ZM228 2H229V3H228ZM230 2H231V3H230ZM233 2H232V0H226V1H225V5H233ZM254 2H255V3H254ZM36 3H37V4H36ZM91 3H90V4H91ZM143 3H144V4H143ZM156 3L153 2V4H152L153 6L151 5V7H150L151 9H149L150 11H152V10L154 9V6H155ZM184 3H185V4H190L191 7L188 6V5H186V6H188V8L185 7V6H184ZM194 3H195V4H194ZM35 4H36V5H35ZM69 4H70V5H69ZM210 4H211V6H210ZM235 4H236V5H235ZM238 4H239V5H238ZM258 4H259L260 6H259ZM25 5H26V6H25ZM30 5L32 6V7H31L32 10H31V8H30ZM111 5H112L113 7H112ZM111 5H110V9H109V14H110V13H111V14L108 15L109 17H106L108 20L106 19V21H104V25L102 24V26H103L102 28H101V27H97L98 18H97L96 15H94V17L91 18V19L93 20V24H92L91 26L93 27V29H95V28H97V29H95V30L92 29V30H93V31H92V30L90 29V28H92L91 26H90V28L84 26V28H85L86 31H85L84 29H82V33H83V34H82V33H81V34H82L83 36L81 35V37L83 38V39H82L83 41L81 40L80 43L82 44V46H83L82 48L84 49V51L82 50V52L80 53V55L77 56L78 58L75 57V59H76V60H75V63H74V64H75V65H74L75 67H73V68H72V71H70V73H68L69 76L72 77L75 73H77V72L79 71V65H80V64H79L78 62H80V60H81L79 57H81L82 54L85 55L86 53H88V51H90V49H89V47H90V46H89L90 42H89V41L96 39V41L94 42V43H96V42H98L97 40H99V42H98L99 45H102V46H104V47H102V46L99 47V46H98L99 49H98L97 52H96V60H95V61H96V64H97V66L95 67V69H97V70L94 69L95 71H93V72H91L90 74H88V76H87V80H88V81H87V82H88L89 84H88V83L86 84L85 89H86L87 87H88V88H94V87L96 86V84L99 82V77H98V75H99V74H100L99 76L102 75V73H100L99 71L102 72V69H103V68H102V65H103L102 63H103V62L100 63V61H105V59L103 60L102 57L106 55V54H104L105 52H103V51H106V50L108 49L106 46H107V45L110 43V41H112V39L114 38V36H113V35H114V34H113V29L111 30V28H110V26H109V24H110L109 22H111V21L113 20V18H110V17H111V15H114V14L116 13V8H115V6H114L113 4H111ZM142 5H143L144 8L142 7ZM144 5L146 6V8H145ZM165 5H166V6H165ZM180 5H181V6H180ZM194 5H195V6H194ZM199 5H200V6H199ZM237 5H238V6H237ZM254 5H255V6L258 5V6H257V7H254ZM262 5H263V6H262ZM22 6H24V9H23ZM28 6H29V7H28ZM182 6H183V7H182ZM197 6H198V7H197ZM207 6H208V7H207ZM209 6H210V8H209ZM252 6H253V7H252ZM25 7H26V8H25ZM64 7H65V8H64ZM66 7H67V8H66ZM180 7H181V8H180ZM204 7L207 8V9H206L207 12H204V13H203V10L206 11ZM237 7H238V8H237ZM245 7H246V8H245ZM250 7H251V8H250ZM50 8H52V9H50ZM113 8H114L115 10H113ZM189 8H190L191 10H190ZM196 8H197V9H196ZM198 8H199V10H198ZM203 8H204V9H203ZM258 8H259V9H258ZM6 9H7V10H6ZM27 9H28V10H27ZM65 9H66V10H65ZM192 9H193V10H192ZM195 9H196L197 11H196ZM212 9H213V10H212ZM251 9H254L253 11L255 12V13H253V14H254V15H253V18H255V17L257 16L255 19H253L252 17H250V16L247 14ZM255 9H256L257 11H256ZM2 10H3V11H1V12H3L4 14H5V13L7 14V13L10 12V10H12V6H10V4H9L8 7L3 8ZM5 10H6V11H5ZM26 10H27V11H26ZM68 10H69V11H68ZM245 10H246L247 12H246ZM21 11H22L23 13H22ZM24 11H25V12H24ZM47 11H48V12L50 11L49 14H47V13H48ZM55 11H56V12H55ZM64 11H65V12H64ZM150 11L146 12V14H148ZM208 11H209V12H208ZM226 11L228 12V14H226V13H227ZM238 11H239V12H238ZM258 11H259V12H258ZM19 12H21L22 14L19 13ZM33 12H35V13H33ZM57 12H59V13L61 12V13L58 14ZM200 12H201V13H200ZM223 12H224L225 14H224ZM233 12H234V14H233ZM38 13H39V12H38ZM42 13H43V12H42ZM42 13L40 12V13L37 14V15H42ZM130 13H131V14H130ZM206 13H207V14H206ZM229 13H231V14H229ZM238 13H240L241 15H239ZM256 13H257V15H256ZM45 14H46V15H45ZM62 14H61V15H62ZM78 14H79V13H78ZM135 14H137V15H135ZM201 14H202V15H201ZM245 14H246V15H245ZM258 14H259V15H258ZM63 15H62L61 17H63ZM131 15H132V16H131ZM133 15H135V17H134ZM139 15H141V16H139ZM200 15H201V16H200ZM206 15H207V16H206ZM227 15H228V16H227ZM31 16H32V17H31ZM130 16H131V18H130ZM137 16H138V17H137ZM146 16H147V15H146ZM234 16H235V17H234ZM238 16H240V18H239ZM254 16H255V17H254ZM261 16H262V17H261ZM18 17H19V18H18ZM95 17H96L97 19H95ZM133 17H134V18H133ZM179 17H180V18H179ZM196 17H197V18H196ZM237 18H238V20H240V21H238ZM261 18H262V19H261ZM62 19H63L62 21H60V22L58 21V22L60 23V25H59V23L57 24V22H56V24H54V26H52L51 29L49 30V33L46 32L47 35H46V33L44 34V35H45V38H44V39L47 38V40H48L49 36H51L50 34H51L52 32H54V31H56L57 29L62 28V31H64V30H63V27H64V29H65V28H68V27H66V26H69V25H66V24H64L63 26H61V25L64 23V20H65L64 17H63ZM78 19H80L79 21H76V22H78V23H80V21H81V22L83 21L81 17H78ZM94 19H95V20H94ZM180 19H181V20H180ZM200 19H201V20H200ZM202 19H203V20H202ZM226 19H227V21H226ZM12 20H13V19H12ZM230 20H232V21H230ZM233 20H234V22H233ZM235 20H237V21H235ZM13 21H15V19H14ZM16 21H15V22H16ZM107 21H108V22H107ZM127 21H128V22H127ZM130 21H132V22H130ZM133 21H134V24H135V25L133 24ZM196 21H197V22H196ZM199 21H200V23H199ZM257 21H259V22L257 23ZM15 22H14V23H15ZM17 22H16V23H17ZM33 22H34V24H33ZM203 22H202V23H203ZM238 22H239V23H238ZM253 22H251V23H253ZM74 23H75V22H74ZM94 23H96V24H94ZM127 23H128V24H127ZM129 23H130V25H129ZM131 23H132V25H131ZM234 23H235V25H234ZM241 23H242V24H241ZM256 23H257V24H256ZM30 24H32V25H30ZM75 24H77V23H75ZM224 24H223V25H224ZM232 24H233V26H232ZM255 24H256V26H255ZM258 24H259V25H258ZM124 25H125V26H124ZM127 25H128V27H127ZM229 25H230V26H229ZM32 26H33V27H32ZM39 26L42 27V28H40ZM129 26H133V27L129 28ZM237 26H238V27H237ZM26 27H27V30L25 29ZM53 27H54V28H53ZM80 27L83 28L82 25H80ZM134 27H136V28L138 29V31H136V33L133 32V33H132L133 35H132V34H130V31H134V30H136V28H134ZM145 27H146V28H145ZM194 27H195V28H194ZM218 27H219V28H218ZM220 27H221V30H222V31L219 32ZM223 27H224V29H222ZM7 28H8V26H7ZM30 28H31L32 30H30ZM37 28H38V29H37ZM98 28H99V29H98ZM108 28H109L111 31H109ZM133 28H134V29H133ZM139 28H140V29H139ZM141 28H142V30H141ZM192 28H193V29H192ZM259 28H260V29H259ZM23 29H24V31H25V30H26V31L24 32ZM34 29H35V30H34ZM36 29H37V31H36ZM89 29H90V30H89ZM129 29H131V30H129ZM173 29H174V30H173ZM212 29H213V30H212ZM258 29H259V30H258ZM18 30H19L20 32H19ZM106 30H107V31H106ZM225 30H226V31H225ZM260 30H263V31H261V33H263L262 36H260V35H261ZM32 31H33V32H32ZM50 31H51V32H50ZM84 31H85V32H84ZM88 31H90V32H88ZM98 31H99V32H98ZM18 32H19V33H18ZM27 32H28V33H27ZM29 32H30V33H29ZM106 32H108V33H106ZM191 32H192V33H191ZM193 32H194V33H193ZM213 32H214V34H213ZM234 32H233V33H234ZM17 33H18V35H17ZM25 33H26V34H25ZM84 33H85V36H84ZM109 33H110V34H109ZM134 33H135L136 35H135ZM171 33H172V35H170ZM197 33H198V34H197ZM20 34H21V35H20ZM23 34H24V35H23ZM86 34H89V35H87V37H86ZM103 34H104V35H105V34H106V35L109 34V35H108L107 38H106V35L103 36ZM155 34H156V35H155ZM191 34H192V36H191ZM208 34H209V35H208ZM97 35H98L99 38H96ZM111 35H112V36H111ZM130 35H131V37H130ZM140 35H141V34H140ZM189 35H190V36H189ZM212 35H213V36H212ZM88 36H89V38H88ZM126 36H127V37H126ZM133 36H135V37H133ZM136 36H137V38H136ZM157 36H158V37H157ZM168 36H169V38H168ZM171 36H173V37H171ZM210 36H211V37H210ZM224 36H225V38H226L228 41H226V39L224 38ZM84 37H85V39H84ZM101 37H102V38L105 37L106 40L102 39ZM125 37H126V38H125ZM132 37H133V38H132ZM156 37H157V38H156ZM164 37H165V38H164ZM191 37H192V38H191ZM215 37H216V39H215ZM217 37H218V38H217ZM254 37L252 38V40L254 39ZM23 38H24V39H23ZM29 38H30V39H29ZM31 38H32V39H31ZM90 38H91V39H90ZM108 38H109V39H108ZM128 38H130L129 40H132V39L134 40V38H136L137 40L135 39V40H134L135 42H134L133 40H132L131 42L128 41L129 43H131V44L128 45V42H126ZM171 38H173V39H171ZM212 38H213V40H212ZM219 38H220V39H219ZM223 38H224V39H223ZM25 39H26V42H25ZM28 39H29V40H28ZM101 39H102V40H101ZM125 39H126V40H125ZM166 39H167V40H166ZM203 39H205V40H204V43H202ZM222 39L225 40L226 42H225V41L222 42V41H221ZM230 39H231V38H230ZM232 39H233V38H232ZM238 39H239V40H238ZM259 39H260V40H259ZM6 40H7V42H6ZM21 40H22V42H21ZM27 40H28V41H27ZM32 40H33V41H32ZM100 40H101V42L103 41V43H101ZM109 40H110V41H109ZM153 40H154V41H153ZM191 40H192V41H191ZM211 40H212V41H211ZM23 41H24L27 45H24V42H23ZM44 41H45V40H44ZM84 41H85V42H84ZM87 41H88L89 43H88ZM120 41H121L122 43H121ZM124 41H125V42H124ZM258 41H259V42H258ZM34 42H35V41H34ZM213 42H214V43H213ZM221 42H222L223 44H222ZM236 42H237V43H236ZM251 42H252V43H251ZM5 43H6V45H5ZM22 43H23V44H22ZM84 43H85V44H84ZM87 43H88V44H87ZM100 43H101V44H100ZM166 43H165V44H166ZM210 43H212V45H211ZM248 43L251 44V45H249ZM254 43H255V44H254ZM257 43H258L259 45H258ZM105 44H106V45H105ZM132 44H133V45H132ZM158 44H159V43H158ZM158 44H157V45H158ZM176 44H177V45L179 44L178 47L176 46ZM239 44H240V46H239ZM253 44H254V45H253ZM20 45H21V46H20ZM23 45H24V47H25L26 49L23 47ZM30 45H31L32 47H31ZM44 45H45V44H44ZM44 45L42 46L43 49H42V48H41L42 50L40 49L41 52L39 51L40 53L37 54V57H36L37 59H36V60L38 61V60L41 59L43 62H45L46 65H48V61H50V59H51L50 57H52V55H53L57 50H56V48H54V49H52V50H51V49L48 50V46H44ZM84 45L86 46V49H85V46H84ZM126 45H127L128 47H127ZM131 45H132V47H131ZM159 45H160V44H159ZM159 45H158V46H159ZM244 45H245V46H244ZM26 46H27L28 48H27ZM175 46H176V47H175ZM204 46H205V47H204ZM220 46H219V47H220ZM120 47H121V48H120ZM125 47H126V48H125ZM210 47H212V48H210ZM5 48H7V50H6ZM9 48H11V50H10ZM82 48H81V49H82ZM100 48H101V49H100ZM103 48H104V49H103ZM123 48H124V49H123ZM173 48H175V49H173ZM213 48H214V49H213ZM1 49H0V50H1ZM23 49H24V50H23ZM27 49H28V50H27ZM178 49H180V50H178ZM25 50H26V51H25ZM99 50H100V51H99ZM122 50H123V53H122ZM127 50H128V52H127ZM129 50H131V51L129 52ZM205 50H206V51L208 50V51L206 52ZM216 50H217V51H216ZM7 51H8V52H7ZM11 51H13V52H16V51H17V52H16V53H13L14 55H12V52H11ZM19 51H20V52H19ZM47 51L49 52V58H46L47 60H44L43 57H44V55L46 54ZM117 51H118V52L120 51V52L118 53ZM177 51H178V52H177ZM193 51H194V52H193ZM10 52H11V53H10ZM48 52H47V53H48ZM72 52H74V51H72ZM75 52H76V51H75ZM98 52H99V53H98ZM17 53H18V56H17ZM50 53H51V54H50ZM120 53H121L122 55H121ZM124 53H125V54H124ZM183 53H185V54H183ZM206 53H207V54H206ZM15 54H16V55H15ZM67 54H68V53H67ZM67 54H66V56H67ZM186 54H187V55H186ZM188 54H189V60H188ZM194 54H195V56H194ZM97 55H98V56H97ZM182 55H183V56H182ZM197 55H199V56H197ZM200 55H201V56H200ZM27 56H28V58H27ZM101 56H102V57H101ZM134 56H136V55H134ZM12 57H13V58H12ZM16 57H17V58H16ZM94 57H95V56H94ZM184 57H185V58H184ZM201 57H203V58H201ZM210 57H211V56H210ZM38 58H39V59H38ZM159 58H160V56H159V57H158V56L156 57V59H159ZM98 59H99V60H98ZM182 59H183V60H182ZM199 59H201V60H199ZM78 60H79V61H78ZM177 60H179V61H177ZM185 60H186L188 63H186ZM198 60L200 61V63H198V62H199ZM9 61H10V63H9ZM155 61H156V60H155ZM262 61H263V59H262ZM31 62H32V61H31ZM182 62H183V63H182ZM136 63H138V62L135 61L134 64H133V66L131 65L132 67H131L130 65H126V66H122V65H120L121 67H120V66H117V68L115 67V68L113 69V73L111 74V77L108 76L109 79H110V81H108V83L106 84V85H107L106 88H108V89H110V90H111V89L113 90L112 87L117 83V79H118V77H120V75L123 76V74L125 73V75H126L125 77H126V78L128 77V78L126 79V78L123 76L124 83H123L122 85H123L124 88H125V87H126V88L124 89V92H123V93H124V98L122 99L123 101L121 100L122 102H121V105H120V107H119V108H120L119 111L121 112V114H120V118H117V116H119V115H117V114L115 113V111H112V108H113L112 104H113V102L110 104V105L112 106V107H110V110H111L113 113H112V112L110 113V111L107 110V111H109V112L107 113V114H109V115L107 116V118H106V116H105L106 121H108V122L111 121L112 118H117V119H119V120H117V122H118L117 125L114 126L113 131L111 132L110 136L108 137L109 139L107 138L108 141L110 140V143L108 142V143L110 144V147H109V144H108V147L106 148V149H107V152H105V153L103 152V156L105 155L104 157H102L103 160H102V158H101V160L99 161V162H101V161L103 162L102 165H104V166L101 165L102 162L100 163V165H101L102 167H104V168H103V170H101V174L99 175L100 178H98V180H97V181H99V182H97L96 185L100 184V182L102 183V181H104V180L106 179V178H105L106 175H107V173H105V172H107V170H106V169H107V165H106V164H107L108 160H110V156H109V155H112V151H111V150H112V146H113V144H114V142H112V141H114V139L116 140V134H117V135L119 134V130H118V129H119V127L121 126V123H120V122H121V120H122V117H123V116L127 113V111H128V109H127V108H128V106H127V101H128V96H129V94H128V90H129V92H130V91L133 89V87H134L135 89H136L137 87H138L139 89H141V88L143 87V86H142L143 83H144L148 78H150L149 75L151 76L152 74H153V75H152V79H154V80H152V83L156 85V82L159 80V76H160L161 74L167 72V70H168L167 68H166V69L157 68L158 70L156 69L157 71H154V72H153L152 70H153V68L156 67L155 65H156L158 62L150 63V65L148 64V66H147L148 69H147V68L144 69V70H146V71H144L143 74H141V76H140V78H139V79H140V80H139L140 82L137 81L136 84H135V82H134V80H133V78H132V74H131V72L133 73V71L135 70L136 66L138 65V64H136ZM155 63H156V64H155ZM195 63H196V64H195ZM39 64H41V62L38 63V65H39ZM101 64H102V65H101ZM178 64H179V65H178ZM182 64H185V65H182ZM187 64H188V65H187ZM197 64H198V65H197ZM199 64H200V65H199ZM38 65H35V66L33 67L34 69H31V70H33L34 72H35V71L39 72V68L45 66V65L43 66L42 64L39 65V66H38ZM76 65H77V66H76ZM134 65H135V66H134ZM167 65H168V66H167ZM195 65L199 66V67H198V70H201L200 72H197L196 74H194L193 69H192V68H195ZM231 65H232V64H230V65L227 66L228 68H230V69H228V70H229L228 72H230L231 69H232V66H231ZM23 66H24V67H23ZM37 66H38V67H37ZM64 66H65V65L62 64L61 68H59L60 70H59L58 68H57V69H56V68H53V69H55V70L50 71V75L52 74V75L54 76V77H53V76L51 75V79H52L51 82L53 83V87H54V85H55V83H56V81H57L56 78L59 76V73H60L59 71H61V70L63 69ZM99 66H100V68H99ZM128 66L131 67V69H130ZM216 66H217V65H216ZM230 66H231V67H230ZM97 67H98V68H97ZM126 67H128V68H126ZM178 67H179V69H178ZM217 67H218V66H217ZM261 67H262L261 72H256L255 70H252V72H255V74L252 73V72H249L250 75L248 74L249 77H248V75H247L246 78H244L246 75H245V73H244V67H243V65H239V67L237 68L238 70L242 68L241 70H242L243 73H240L241 70H239V74H242V76L244 75L243 79H244V83L246 84V86L248 87V85H249V86L251 85L250 87L247 88V89H248V90H247V91H248V94H247V92H246L247 95H246V94H245V95H242V94H241V90L239 89V86H238V85L234 86V87H236V88H234V87L232 88V89H233L232 94H235V95H232V94L229 95V93H230V91H231L232 89H231V90H228V88L226 89V86H224L225 88L223 87L221 92H217L218 95L215 94L216 97H215V95H214L213 97H209L208 95H207V96H206V95H203V98H202L203 100H202V99L199 100L200 102L204 101L203 103H198L199 101H198L197 95L195 94L196 96H194V98H193V100H192L193 103L191 102L192 104H190L192 107H191V108L189 107L191 110H189V109H187V110L185 109V110H184V112L186 113V114L184 113V115H185V119H186V120L183 119V123H184V124L182 125V128H181V126L178 127V126L174 125V119H175V116H174V115L177 114L178 109L181 107L178 103L180 102V99H181V97H182V94H180V93H181L180 91H177V92H179V93L176 94V93H177V92H176V93H175L176 95L173 94L177 100H176V99L174 98V96L171 94V93H172V92H171V88L175 85V83H174V82H175V80H174L175 78L173 79V78L170 77V78H168L169 81H167V79H165L166 82H164V85H165L166 87L164 88V90L167 88L166 90H169V91H164L165 93L162 91V92L164 93V94L162 93L163 96H164V98H163L162 94H161L162 97L159 95V94H160V93H159V90L157 91V92H158V95H157V93H156V95L154 94V97L156 98V100H155V98H153L154 101H151V102H152V103H151L152 105L147 106V107H149V108L145 111V113H144V116H145V117H142V118H143L142 120L139 119L140 116L138 117V115H140V112H141V110H142L141 107H142V104H143V101H144V94H143V92H141V95H139V96L137 97L138 102H137V103L135 102L137 105L134 104V105H133V108H134V109H133L132 111L129 112V115L132 114V115L130 116V119L132 118V119H131V122H133V123L130 122V123H131V130L129 131V133H130L132 130H133V131L131 132V135H129V137H128L129 140H128V143H127V144L129 145V147H128L127 144H125L126 146L124 145L125 148L122 146V148H123L122 150H123V151L120 150V151H121V152L119 151L120 153L117 152V154H119V155L116 156V157H117V158H116V161H117V162H115V164H114L115 167H116V171H117V172H116V175L114 176V181H116V182L114 183V184H115L114 187H115L117 190L113 187V189H114V191H113V193H114V194H113V200H115V199L118 198V195L120 194L119 191H122L123 188H125V189H126L127 187H128V188H131L130 185H131L132 188H133V190H132V188H131V190H129V189L127 188V190H128L129 193H127V190H126V192H125V195H126V196L131 197V198H128V197H127V199H129V205H128V207H129V206H130V207L127 209L128 211H126V212H127V217L131 215L130 218L128 217L129 219H128V222H127V223H129V226H130V227L128 226V224H127V226H128L129 228H131V229H129V228L125 225V228H128V229H129V231L126 229V231H127V232H126V235H127L128 233H130V235H131V234H132V235L130 236V235L128 234L127 236H129V237H128L127 241H126L125 243H123V242L120 243L121 246L123 245V246L121 247L122 250H124V249H125V250H126V249H127V250L130 249L131 246H132V241H133L134 239L140 237V238L142 239V241L144 240L143 242L140 241L142 245H143V243H144L143 248H142V250L144 249V252H143V258H145V259H150V260L153 261V259H154V251H155L154 249H155V248H152V249H151V247H149V246H150V245H149V242H150L151 238L155 235V233H156V231H157V228L160 229L161 226H162V222H161L162 220H161V219H160L161 221L159 220V218H160V217H159V214H160V216H161L162 212H165L166 209H167V210L169 209V205H170V203H171L172 196H173V194H174V192H175V189L177 190V194H178L179 196H181V197L179 198L180 203L183 202V199L185 198V196L187 195V193H188V195H189V194H192L191 196L193 197V200H192L191 203H195V202H196V200H195V199H196V194H195V192H194V191H196V190H195L196 188L194 189V183L191 181V178H190V175H191V174H188V175H189V176L187 177V178H188V179H187L188 181L186 180L187 183L185 184L186 189L183 188V189H185L186 191L184 190V192H183V191H182V190H183L182 187H179V186L175 183L176 180H178V176H176L177 174H175L174 171H175L176 168H178V167L181 165V162H182L181 160H183V158H184V156H185L186 154L189 153V154H188V155H189V156H188L189 158L187 157V155L185 156V158H188V160H187L188 162L184 163L183 165L186 164L184 167H186V168L188 167L187 171H188V173H189V172L191 171L192 167H193V166H191V165H193V163H192L191 160H193V159H192V157H193L192 155L194 154V153L191 154L192 151L195 152V149L197 150V148L199 149L200 147H201V148H200L201 151H204V148H205V149L207 148V149L205 150L204 153H203V152H200V150H198L199 153L197 154V157H198V161H197V163L200 162L201 160L203 161V162L201 161V163H198V166H200V168H201V170H200V168H199L200 171L198 170V172L201 173V174H197L199 178H203V180L198 178V179L201 180L203 183H201V181H199V184L201 183V185H200L201 188L197 185V186L200 188V190H199V188H198V191H197L196 193H198V192H200V191H203L202 189L205 188L206 184H211V182H213V183H214L213 185L216 186V187H218V186L220 187V186L223 185V188L226 189V188L230 187V185H234V184H236V183L238 184V182H242V181H243V182L247 183V182L249 181L250 177H251L252 175H254V172H252V171H253L252 169H254V168H252V167H255V166H256V164H255V162H254V161H255L254 159L256 158V154H257V152H258L259 150H261V149L264 150V133H262V132L264 131V129H261V127H260L261 124L263 123V122L260 123V121H262V120L264 119V114L261 113V112L264 113V103H263V101H264V92H263V91H264V89H263V88H264V78H263V77H264V73H263V71H264V68H263V67H264V61L261 62ZM35 68H36V69H35ZM37 68H38V70H37ZM75 68H77V70H76ZM101 68H102V69H101ZM200 68H201V69H200ZM175 69H176V70H175ZM191 69H192V71H191ZM218 69H219V68H218ZM218 69L216 70V67L213 68V70H215V71H213L212 75H210V76H211V80L213 79V81H215V80H214L215 77L217 78V76H218V73H217V72L219 71ZM58 70H59V71H58ZM114 70H115V71H114ZM131 70H132V71H131ZM186 70H185V71H186ZM56 71H57V72H56ZM160 71H163V72H161V74H159ZM164 71H165V72H164ZM176 71H177V72H176ZM52 72H53V73H52ZM111 72H112V71H111ZM151 72H152V74H151ZM155 72H156V73H155ZM173 72H176V73H173ZM188 72H189V73H188ZM129 73H130V74H129ZM154 73H155V74H154ZM190 73H191V75H192L191 77H190V75H189ZM192 73H193L194 75H193ZM215 73H216V74H215ZM251 73H252V75H251ZM258 73H260L261 76H257L256 74H258ZM70 74H72V75H70ZM127 74H128V75H127ZM156 74H157V76H156ZM172 74H173V76H172ZM174 74H175V75H174ZM178 74H179V73H178ZM210 74H211V73H210ZM253 74H254V76H255V75H256V76L254 77ZM262 74H263V76H262ZM142 75H143V76H142ZM202 75H203V76H202ZM102 76H103V75H102ZM102 76H101V78H102ZM201 76H202V77H201ZM251 76L254 77V79H252ZM71 77H69V78H71ZM88 77H89L90 79H88ZM95 77H96V78H95ZM142 77H144V78H142ZM198 77H197V78H198ZM213 77H214V78H213ZM257 77H259L260 80L257 79ZM53 78H54V79H53ZM125 79H126V80H125ZM172 79H173V80H172ZM247 79H248V80H247ZM53 80H54V82H53ZM90 80H93V81L95 80V81H94V82H93V81L90 82ZM96 80H97V82H96ZM211 80H210V81H211ZM113 81H114V82H113ZM173 81H174V82H173ZM201 81H200V82H201ZM248 81H249V84H247ZM109 82H110V84H109ZM112 82H113V83H112ZM128 82H129V83H128ZM168 82H169V83H168ZM180 82H181V81H180ZM180 82H179V85H180ZM255 82H257L258 85L260 84L258 87H261V88H258V89H259V92H260V93H258L259 95H258V94H255V92L253 93L254 90L251 88L252 85H253V83H255ZM259 82H261V83H259ZM24 83H25V84H24ZM69 83H70V82H69ZM94 83H95V84H94ZM111 83H112V84H111ZM125 83H126V85H125ZM182 83H183V82H182ZM182 83H181V84H182ZM250 83H252V84H250ZM21 84H23V85H21V87H20V89H19V90H21V92H20V91L18 92V94H20V95H22L23 92L25 93V90H26V88H27V86H26L27 83H26L25 81H24L23 83H21ZM108 84H109V85H108ZM129 84H130V85H129ZM184 84L181 85L180 87H183ZM261 84H262V85H261ZM92 85H93V86H92ZM134 85H136V86H134ZM108 86H109V87H108ZM237 86H238V87H237ZM9 87H10V88H9ZM37 87H38V86H37ZM88 88H87V89H88ZM249 88H250V89H249ZM126 89H127V90H126ZM223 89H224V90H223ZM251 89H252V91H250V93H249V90H251ZM262 89H263V90H262ZM11 90H12V88H11V86L9 85V86H8V90H6V91L9 92V93L11 94ZM110 90H108V91H109V94L111 95V93H112V95H113V91L111 90V91H112V92H111ZM261 90H262V91H261ZM126 91H127V92H126ZM223 91H225V92H223ZM237 91L243 96L242 98H241L240 94H239ZM125 92H126V93H125ZM168 92H170V94H169ZM235 92H237V94H236ZM251 92H252L253 94H252ZM9 93H6V92H5V95H7V98H6L7 101H6V103H8V101L10 100V98H9V97H10V96H9L10 94H9ZM225 93H226V94H225ZM127 94H128V95H127ZM261 94H263V95H261ZM166 95H167V96H166ZM231 95H232V96H231ZM251 95H252V96H251ZM254 95H255V96H254ZM257 95H258V97H257ZM22 96H23V95H22ZM165 96H166V97H165ZM172 96H173L174 99L172 98ZM223 96H224L225 98H224ZM233 96H235V97H233ZM245 96H246V97H245ZM253 96H254V97H253ZM5 97H6V96H5ZM157 97H158V98H157ZM160 97H161V98H160ZM206 97H207V98H206ZM217 97H218V98H217ZM220 97H221V98H220ZM228 97H229L230 99H228ZM232 97H233V99H232ZM244 97H245V98H244ZM171 98H172V99H171ZM210 98H211V99H210ZM222 98H223V99H222ZM243 98H244V99H243ZM82 99H83V98H81V100H82ZM124 99H125V100H124ZM139 99H140V100H139ZM153 99H152V100H153ZM164 99H165V100H164ZM208 99H210V101L212 100V101H211V106L208 105V104H210V101H209ZM213 99H214V101H213ZM219 99H220V100H219ZM227 99H228V100H227ZM249 99H250V100H249ZM83 100H84V99H83ZM83 100H82V101H83ZM221 100H222V101H221ZM260 100H261V101H260ZM136 101H137V100H136ZM140 101L142 102V104H141ZM174 101H175V103H174ZM208 101H209V102H208ZM217 101H218L219 103H218ZM244 101H245V102H244ZM38 102H39V100H36V103H35L36 105L33 106V109H36V108H38V107L40 106ZM125 102H126V105L123 104V103H125ZM153 102H155V103H153ZM171 102H172V104H173V103L175 104V105H174L175 107L172 106ZM222 102H223L224 105L222 104ZM68 103H69V102H67L66 106H68V105L70 104V103H69V104H68ZM160 103H161L162 105H161ZM212 103H213L214 105H212ZM235 103H236V104H235ZM254 103H257L258 105H259V103L262 104V105H260V106H258V105L256 104L258 107H260V109H259L260 112L258 111V107H257V106H256V107L254 106V105H255ZM82 104H84V103H82ZM149 104H150V103H149ZM168 104H170L171 106L168 105ZM177 104H178V105H177ZM197 104H198V106H197ZM218 104H219V105H218ZM123 105H124V106H123ZM159 105H160V107L163 106V107H162V111H160V114L158 113L157 116H155L156 118H155V117H154V118H150V115H151L155 110H157V107H158ZM190 105H189V106H190ZM232 105H233V106H232ZM234 105H236V107H234ZM126 106H127V107H126ZM139 106H140V107H139ZM176 106H178V107H176ZM217 106H218V107H217ZM226 106H227V107H226ZM262 106H263V107H262ZM135 107H136V108H135ZM165 107H166V110L169 109V108H171V107L173 108V111H171V113L169 114V115H170V118L168 117L169 115L167 116V113H166V111H165ZM215 107H216V108H215ZM222 107H224V108L222 109ZM253 107H255V109H254ZM202 108H203V109H202ZM205 108H206V109H205ZM211 108H212V110H213V112H214V115H212L213 112L210 110ZM248 108H251V109H248ZM256 108H257V109H256ZM80 109H81V108H80ZM80 109H79V110H80ZM121 109H123V110H121ZM228 109H229V110H228ZM230 109H231V110H230ZM233 109H234V110H233ZM241 109H242V110H241ZM113 110H114V109H113ZM174 110H175V111H174ZM188 110H189V111H192V112H189ZM223 110H224V111H223ZM235 110H236V111H235ZM237 110H238V111H237ZM104 111H105V110H104ZM133 111H134V112H133ZM176 111H177V112H176ZM201 111H203V112H201ZM210 111H211L212 114H210ZM221 111H223V113H222ZM243 111L245 112V115H244V112H243ZM254 111H256V112H254ZM82 112H83V111H82V109H81V110H80V113L82 114ZM131 112H133V113H131ZM161 112H162L163 114H162ZM231 112H233V113H231ZM257 112H258V113H257ZM130 113H131V114H130ZM187 113H190V114H187ZM191 113H192V114H191ZM208 113H209V114H208ZM252 113H256V114H252ZM96 114H97V115H96ZM100 114H101L100 111H99V113H98V111L95 113L94 122L96 123V125H95V123H94V126H95V127H94V129H91V128H93V127H91V126H93V123L91 124L92 121L90 122L91 125H89V127H88L87 124H83L84 122H83V121H80V120H84V119H80V120H79V123H78V122H75L76 125L79 124L78 126H74V124H73V125H70V122H69L70 119H69V118L72 117V116H74V115L72 114V116H71V115H69V112H68V113L66 114L67 117H66V115H65V116H64L65 118H63V120H62V122L66 120L65 122H63L64 125H63L62 122H61V124H60V125L64 126V127L62 128V129H63V130H62V131H63L62 136L65 137V136L68 134V135L66 136L67 138H66V137L63 138L62 136L60 137L61 139L63 138L62 140L59 138V142H60V141L62 142V143H61V142L59 143L60 146L58 145L60 148H59V147H55V143H54V142H55V141H54V138H55L54 136H55V134H56V133H55V130H54V127H56V126H54V127L51 126V124L54 123V121H52V122L49 124V130H50V131H49V137H48V139H50V140H48L49 142L47 141V148L49 149V150L47 149V151H48V154H49V155H47V151H46V154H45V155H47V157H48V162H49V164H50L49 159L52 160L53 157H54V156H53V157L50 158V155L52 156V155L55 154L53 151H55L56 148L58 149V151H56V153L59 154V151H60V154H59L60 156H59V157L57 156L58 158H56V156H55V158L53 159V161H51V164L49 165L48 162H47V159H46L47 157H44L45 160H44L43 158L41 159L42 155H41L40 153H37L38 150H39L38 147H37V144H36L37 141H35V142L33 143V146H32V147L35 146L34 149H35V148L37 149V151H36V149H35V150L33 149V150H34V153L37 154L36 156L38 157V158H36V161H35V162H36V170H35L36 172H35V175H34V179H35L34 182H35V183L37 182L38 185H35V184H34L33 187H35V188H29V187L27 188V186H25V185L27 184V183H26V179H27V175H28V174H27L28 172H27V170H26L27 168H26L25 165H23V166H25V168L22 167V165H20L22 169H21V168H17L18 171L21 170V171L19 172V176L22 175V178H19V180H20V179H23V180H21V181L16 180V181H18V182H17V183L15 182L16 184H18L19 182L21 183V182L23 181L22 184H24V185H22V184L19 183V184H18V185L20 186V187H19L18 185H16V184L14 183V184H12V185H13V187H14V186H15V187L12 188V186H10V184H9L10 181L6 179V178H8V179H10V178H9L8 176H6V175L3 176V178H2V185H1L2 187H0V195L4 192L3 190H5V192H4L3 194H5V196H6V195L8 194V192H9L12 196L14 195V196H13V197H14V202L16 203V204L14 203L15 206L12 207L13 210H12V213H11L10 215H13V214H14V217H13V216H10L11 219H12L13 221L10 220V221H11V225L9 224L10 228L8 229L7 233H9L10 231H12V230L15 229V228H19L20 225H22V224H23V225L19 228V230H20L21 232H22V231H25V232L27 231V233H28V231L30 230L31 226H33V225H35V226H38V225H39V226H38L39 229H41V228H43V227L45 228V225H46V227L48 226V227H47V230H48V228L50 229V227H52L51 229H55L56 226H57V225H60V224H62V225L64 224L63 228L66 229V228H69L70 225H71V226L75 225L76 222H79V223H80V221H79V217H78V216L76 217L77 214H76L75 212H77V210L80 209V207L82 208V206H83V202H82L81 200L84 201V197H83V195H85V192L87 191V185H86V188L84 187L85 184H83L84 186H83L82 184L79 185L80 187H82V188L79 187L80 191H79V189L77 190V189L72 188V187H74L73 185H71V186L69 185V184L71 183L70 181H71V179H72L71 175H73V170H71L72 168H71L70 163L73 164V163L75 162V160H77V158H78V156H79V154H80V149H78V146H76V145H77L76 143H78V142H80V141H83V139H85V138L88 136L86 139L89 140L90 142H91V140L93 139L92 142L96 145V142L98 143V141H100V139H102V138L104 137V134H105L104 131H105V129L109 126V124H107L108 122L106 123L107 125L104 123L106 126L103 124V126H102L103 129L101 130L102 127H99V126L97 125V121H98L97 119H99ZM194 114H195V115H194ZM203 114H204V115H203ZM225 114H226V115H225ZM241 114H242V115H241ZM248 114H252V115H248ZM260 114H261V115H260ZM146 115H147V116H146ZM165 115H166V116H165ZM208 115H209V116H208ZM211 115L213 116V117H211V118H212V121H211V118H208V117H210ZM224 115H225V117H224ZM239 115H240V116H239ZM243 115H244V116H243ZM253 115H254V117H251V116H253ZM68 116H69V117H68ZM121 116H122V117H121ZM188 116H189V117H188ZM190 116H191V118H190ZM199 116H200V118H199ZM220 116H221V117H220ZM249 116L251 117V119H250V124H253V125H254V124H257V123H258V124H260V126H259L258 124H257L256 126H251L250 124H248V123H249V120H248V119H249ZM167 117L169 118V120H166V121H165L166 123H164L163 126H162V128H160L161 131H160V129H159V131L161 132V134H160V136H159V138H158V141H157L158 144H156L157 142L155 143V145L153 144V145H154L153 147L155 148V150H157L158 148H160V149L157 150V152L159 151L158 156H160V158L157 157V158L155 159V163L153 164L154 161L151 163L152 165H151L150 169L153 170V171H152V172L149 171V173H150L151 175H150L149 173H148L149 175H147V176H148L147 178H150V179L153 180V179L155 178V176H156L155 174L158 173V175H157L156 178H155L157 181L154 179V180L152 181V183H155V184H153V186L151 187V189H149V190L147 189L146 191H144L143 188L140 186L141 184H143V183H142V179H143V177H142V179H141V174H142V173H141L140 171H141V169H142V168H141L142 165H141V166L139 165V164L141 163V161H140V157H141V156H140V153H139V152H140L141 148H143V146H145V142H146V143L150 142V139H151V138H150V135H151V133L154 131V129L156 128V126L158 125V123L161 122V121H163V120H164L165 118H167ZM172 117H173V119H172ZM186 117H187V118H186ZM235 117H236V118H235ZM240 117H241V119H240ZM243 117H244V118H243ZM66 118H67V119H66ZM96 118H97V119H96ZM105 118H104V119H105ZM144 118L147 119V120H145ZM162 118H163V119H162ZM168 118H167V119H168ZM202 118H203V119H202ZM221 118H223L222 121L224 120V122H225L226 125H227V122L225 121V119H226V120H227V119H228V120L230 119V121H231V120L233 121V118H234V119H236V120H239L240 122H241V121L244 122V123L241 122V125H243V124L245 125V124H246V121H247V124H246L247 127H246V129H245L242 133H241L240 131H238V133H239V134H238L237 131H233V132H236L237 134H236V133H235V134H234V133L231 134L232 131H230L229 129H227L228 131H230V132H228V131L226 130L227 132H226L224 135H225V137H226V135H227V137H226L227 142H226V145H225V143H224V145H225V146L223 145L224 148H222V147H221V148H222L223 151L226 150V151H228V152H226V151L223 152V151L221 150V148L218 147V146H220L222 143L220 144V142H218V140L220 141V138H219V135L217 136L216 134L213 135V137L215 136V137H214L215 140L211 138L210 142H211V141H213V142H211L210 145H209V142H208V144H207V143H206V144L204 143L205 145H204V144H201V145L203 146V149H202V146H200V147H196V148H195V143H196V142L194 143V145H191V144H193V140H191V139H193V138H192V136L190 135V132H191L192 129H194L195 127H197V126L200 125V126H199V127H200V128H199V129H200V130H199L200 132H199V131H198V132L201 133V134H198V133H197V135L200 136L201 139H203V131H204L207 127H211V124H209V123H212V127L214 126V128L216 129V127H217V125H218V122L220 121L219 119H221ZM238 118H239V119H238ZM242 118H243V120H242ZM253 118H254V119H253ZM34 119H35V117H34ZM138 119H139V120H138ZM153 119H154V120H153ZM155 119H156V121H155ZM199 119L203 122L202 125L200 124L201 121H200ZM246 119H247V120H246ZM35 120H36V119H35ZM144 120H145V121H144ZM157 120H159V121H157ZM184 120H185V121H184ZM189 120H190V122H189ZM192 120H193V122H192ZM209 120H210V122H209ZM106 121H105V122H106ZM140 121H142V122H140ZM213 121H215V124H217V125H215ZM230 121H228V122H230ZM253 121H254L255 123H253ZM3 122H6V120H4ZM3 122H2V127L5 126V123H3ZM67 122H68V123H67ZM82 122H83V123H82ZM143 122H144L145 124H144ZM171 122H172L173 124H171ZM77 123H78V124H77ZM115 123H116V122H115ZM115 123H114V124H115ZM141 123H142L143 125H142ZM35 124H37V126H38V121H37ZM35 124H34L35 128H33L34 131L37 130L38 127H39V126L37 127ZM140 124H141V127L139 126ZM146 124H147V125H146ZM155 124H156V125H155ZM165 124H166V125H165ZM196 124H197V125H196ZM208 124H209V126H208ZM213 124H214V125H213ZM52 125H55V124H52ZM69 125H70V126H69ZM133 125H134L135 127H134ZM154 125H155V126H154ZM170 125H171V126H170ZM72 126H73V129L76 128V131H77V132H75V131H74V133L72 132L73 130L70 129ZM116 126H118V127H116ZM132 126H133V127H132ZM144 126H145L146 128H145ZM183 126H184V127H183ZM193 126H194V127H193ZM258 126H259V127H258ZM36 127H37V128H36ZM69 127H70V128H69ZM115 127L118 128V129L116 130ZM139 127H140V128H139ZM152 127H153L154 129H153ZM163 127H164V128H163ZM173 127H174V128H173ZM175 127H176L177 129H176ZM248 127H249V128H248ZM252 127H253L254 130H255V128H258V129H257L258 132H257L256 130H255L256 133L253 132V130L251 129ZM5 128H6V127H4L3 129L5 130ZM51 128H53V129H51ZM66 128H67V129H66ZM89 128H90L91 130H90ZM180 128H181V129H180ZM204 128H205V129H204ZM18 129H19V130H18ZM18 129H17V133L20 134V132H21L20 130H22V127H18ZM68 129L71 130L72 137H74V134L76 135V136L74 137V139L71 137V134H69V133H70V130H68ZM98 129H100V131H99ZM114 129H115V130H114ZM143 129H145V131H144ZM152 129H153V130H152ZM167 129H168V130H167ZM171 129H173V130H172L173 132H171ZM175 129H176V130H175ZM179 129H180V130H179ZM182 129H183V131H182V133H181V130H182ZM51 130H52V131H51ZM93 130H94L95 132H93ZM138 130H139V132H138ZM140 130H141V132H140ZM178 130H179V131H178ZM201 130H202V131H201ZM18 131H19V132H18ZM116 131H118V132H116ZM134 131H135L137 134H136ZM142 131H143V133H142ZM188 131H189V132H188ZM249 131H250V132H249ZM251 131H252L253 135H251V134H252ZM259 131H260V133H259ZM261 131H262V132H261ZM65 132L67 133L66 135H65ZM90 132H92V134H90ZM97 132H98V133H97ZM185 132H186V133H185ZM247 132H249L250 134H249V133L246 134ZM50 133H51V135H50ZM88 133H89V134H88ZM93 133H94L95 135H94ZM139 133H140V134L142 133V135H141V138H142V139H139V138L137 137V136H139ZM145 133H146V135H145ZM180 133H181V134H180ZM228 133H229V138H228ZM240 133H241V134H240ZM254 133H255L256 135H255ZM80 134H81V135H80ZM87 134H88V135H87ZM149 134H150V135H149ZM164 134H165V135H164ZM182 134H183V135H182ZM244 134H246L245 137H244ZM261 134H262L263 136H262ZM92 135H93V136H92ZM114 135H115V136H114ZM132 135H134V136H132ZM144 135H145V137H144ZM178 135H179V136H178ZM188 135H190V136H188ZM232 135H233V136H232ZM234 135H235V136H234ZM236 135H237L238 137H237ZM242 135H243V136H242ZM254 135H255V138H254ZM259 135H260V136H259ZM69 136H70V137H69ZM77 136H78V137H77ZM102 136H103V137H102ZM130 136H132V138H130ZM230 136H231V137H230ZM241 136H242V137H241ZM252 136H253V139H252ZM92 137H93V138H92ZM113 137H115V138H113ZM190 137H191V138H190ZM217 137H218V138H217ZM234 137H235V138H234ZM236 137L238 138L239 141L236 139ZM246 137H247V138H246ZM258 137H259V138H258ZM70 138H71V139H70ZM88 138H90L91 140L88 139ZM134 138H135V139H134ZM230 138H231V139H230ZM239 138H240V139L243 138V139L240 140ZM249 138H250V139H249ZM112 139H113V140H112ZM144 139H145V140H144ZM148 139H149V140H148ZM188 139H189V140H188ZM235 139H236L237 142H235ZM244 139H245V140H244ZM255 139H256V140L258 139L257 142H256ZM52 140H53V144H54V145H52ZM73 140H74V141H73ZM130 140H131V141H130ZM147 140H148V142H147ZM165 140H166V141H165ZM170 140H171V141H170ZM228 140H229V141H228ZM232 140H233V141H232ZM254 140H255V141H254ZM63 141L65 142V145H64ZM68 141H69V142H68ZM71 141H73V142H72L73 145L76 144V145H75L76 147L73 146L72 143H71V144H69V145H70V146H69L70 148H68V143H70ZM129 141H130V144H129ZM135 141H136V142H135ZM169 141H170V142H169ZM189 141H190V142H189ZM214 141H215L216 144H214ZM230 141H231V142H230ZM241 141L243 142V144H241L240 147H239V144H236V143H238V142L242 143ZM252 141H254V143L256 142L255 144H257L256 146H258V147H257L258 150L256 149V146H255V150L253 149V151H255V152H253V151L251 152L252 154L255 153L254 155H252V154L250 155V157H251L252 159L249 158V159H250V160H249V161H250L249 165L252 164V165H251L252 167L250 166V167L247 169L248 171H246L244 174H241L242 178H243L244 180L246 179L245 181L241 178V176L239 177V180H238V178H236V175L233 176V175L236 173V171H235L234 169H235V167L238 166L237 163H239V161L241 162V160H242V158H243V155H244V153H245L247 147L249 146V144L252 143ZM260 141H261V142H260ZM90 142H89V145H88L89 147L87 148L88 150H85L86 153L84 152V153H85V154L83 155L84 158H83V159L80 158V159H82V160L80 161V164H79V165L82 166V164H83V166H82L83 169H82V168L80 169V170H81L82 177H84V176L87 174L86 172H89V171H90V170H89V166H90V164L92 163V161H91L90 159L92 158L93 151H91V150H93L92 148H94L95 145H94L92 142H91V143H92V144H91ZM132 142H133V143H132ZM168 142H169V143H168ZM217 142H218L219 144H218ZM234 142H235V144H234ZM48 143H51V144H48ZM74 143H75V144H74ZM135 143H136V144H135ZM212 143H213L214 145H213ZM231 143H232V144H231ZM258 143H259V144H258ZM260 143H261L262 145H261ZM34 144H35V145H34ZM90 144H91L92 147L90 146ZM111 144H112V145H111ZM134 144H135V146H136V148H134L135 150L133 149V150H134V153H133V155H132V157L134 156V159L131 157L130 159H131L132 161H131L130 159H128V160H130V161L128 162V160H126L127 158L125 159V157H124V155H125V151H126L128 148L132 147ZM164 144H165V145L167 144V145L165 146ZM175 144H176L179 148H178V147L175 148V150H178V151H176V152H178V154L176 153L177 155L175 154V157H174V159L176 158L177 161L175 160V163H174V167H175V169L173 170V169L169 168V165H167V167H164V166H166V164L164 165V162H166L165 158L170 159V157L173 156V153H174V147H176ZM189 144H190V145H189ZM48 145H49V146H48ZM50 145H51V146H50ZM63 145H64V146H63ZM71 145H72V146H71ZM174 145H175V146H174ZM183 145H184V146H183ZM185 145H187V146H185ZM208 145H209V146H208ZM216 145H217V147H216ZM235 145H236V146H235ZM53 146H54V147H53ZM164 146H165V147H164ZM169 146H171V147H169ZM204 146H205V147H204ZM206 146H208V147H206ZM211 146H212L213 148H212ZM232 146H233V147H232ZM237 146H238L239 148H238ZM245 146H246V147H245ZM260 146H261L262 148H261ZM50 147H53V148L50 149ZM73 147H75V148H73ZM157 147H158V148H157ZM163 147H164V148H163ZM180 147H181V149H180ZM183 147H185V148H183ZM210 147L213 149V150L211 149V152H210ZM214 147H215V148H214ZM229 147H230V148H229ZM231 147H232V148H231ZM236 147H237V149H236ZM67 148H68V149H67ZM76 148L78 149V151H77ZM89 148H90V149H89ZM137 148H138L139 150H138ZM165 148H166L168 151L165 150ZM168 148H169V149H168ZM182 148H183V149H182ZM186 148H187V149H186ZM234 148H235V150H234ZM259 148H260V149H259ZM54 149H55V150H54ZM59 149H60V150H59ZM65 149H66V150H65ZM70 149H71L72 152L70 151V154H68ZM73 149H74V151H73ZM75 149H76V150H75ZM106 149H105V150H106ZM108 149H109V150H108ZM188 149H189L191 152H190ZM192 149H193V150H192ZM216 149H217V150H216ZM229 149H230V150H229ZM241 149H242V151H241ZM62 150H63V151H62ZM67 150H68V152L66 153ZM124 150H125V151H124ZM186 150H188L189 152H187ZM214 150H215V151H214ZM219 150H221V151H219ZM236 150H237V151H236ZM64 151H65V152H64ZM89 151H90L91 153H90ZM135 151H137L139 154L136 153ZM166 151H167V152H166ZM185 151H186V152H185ZM212 151H213V153H212ZM235 151H236V152H235ZM52 152H53V154H52ZM62 152H63L64 154H63ZM123 152H124V153H123ZM184 152H185V153H184ZM219 152H220V153L222 152V153L220 154V157H221V156H222V157H221V159H220V157H219V162H218L220 165L217 164V165H218V166L216 165L217 168H216V166L214 165V166H215V169H214V170H216L215 172H217L218 175L216 174V175H217V176H216L215 173H213V174H212V177H211V176H210L211 178L209 177V178L211 179V180L209 181V179H208L205 175H204L205 178L202 176V175L204 174V171H205V170L207 169V167H208L206 162H208V161L211 160V159L216 158V155H219ZM232 152H233V154H234V152L237 153V155L235 154V155H236V158L234 159V160L237 161V162H234V163L232 164V166H231L230 169L228 170V171H229V174H228V172H225V174H224L223 177H222L223 179H222V178L220 179V168H219V167L224 166V164L226 163V161H227V159H228V156L231 157V156L233 155ZM50 153H51V154H50ZM122 153H123V154H122ZM183 153H184V154H183ZM208 153H209V154L211 153V154H210L211 156H210ZM217 153H218V154H217ZM225 153L227 154L226 157H225ZM35 154H34V155H35ZM39 154H40L41 157L39 156ZM61 154H62L63 156H62ZM190 154H191V155H190ZM199 154H200L201 156H200ZM204 154H208V155H206V157H205ZM214 154H215V155H214ZM230 154H231V155H230ZM90 155H91V156H90ZM198 155H199V156H198ZM202 155H203L204 157H203ZM212 155H213V156H212ZM223 155H224V156H223ZM66 156H67V157H66ZM161 156H162V157H161ZM164 156H165V158H164ZM177 156H179V157H177ZM182 156H183V157H182ZM208 156H209V158H210V157H211V158L209 159ZM239 156H240L241 158H240ZM254 156H255V158H254ZM135 157H136V158H135ZM200 157H201V159H200ZM224 157H225V158H224ZM20 158H21V157H20V155H19V156L17 157V160L20 159ZM60 158H62V159L64 158V160H62V159H60ZM89 158H90V159H89ZM177 158H178V159H177ZM203 158H204L205 161H206V160H207V161L205 162V161L203 160ZM205 158H206V159H205ZM222 158H223V159H222ZM55 159H56V160H55ZM58 159H59V160H58ZM88 159H89L90 162L87 161ZM135 159H136V160H135ZM163 159H164V160H163ZM189 159H190V160H189ZM199 159H200V161H199ZM224 159H225V160H224ZM239 159H240V160H239ZM43 160H44L45 162H44ZM60 160H62V163H61ZM121 160H122V161H121ZM133 160H134V161H133ZM138 160H139V161H138ZM161 160H163V161H161ZM223 160H224V161H223ZM251 160H253V161H251ZM18 161H19V160H18ZM42 161H43V164L45 163L44 165H46V164L48 165V166H46V167L48 168V170H45V171H48V172L46 173V175H47V174H48V175L50 174L49 176H51V177H48V176H47L48 179H47V177H46V178L41 177V176L44 175V174H43V171H41V170L39 169V168L41 167L40 165H42ZM73 161H74V162H73ZM82 161H83V163H82ZM220 161H221V162H220ZM37 162H38L40 165L37 164ZM84 162H86L87 165H86ZM133 162H135L134 164H135V165L137 164L138 166L136 165L137 167H135V165L133 164ZM178 162H179V163H178ZM193 162H194V161H193ZM251 162H252V163H251ZM263 162H264V157H263ZM64 163H66V164L64 165ZM81 163H82V164H81ZM123 163H124V164H123ZM131 163H132V165H134V168H136V171H135V175H134V177L137 178V176H138L137 180H138V181H139L140 179H141V180L139 181V184H137L138 181H134V180H136V179L133 178V179H134V180H133V183L131 182L132 184H130V185L128 186V185L126 184V182H124L125 180H124V178H122V175H123L124 172L126 171V168L129 167V165H131ZM191 163H192V164H191ZM204 163H206V164H204ZM52 164H53V165H52ZM56 164H57L58 166H57ZM61 164H62V165H61ZM67 164H68V165H67ZM88 164H89V165H88ZM126 164H127V165H126ZM141 164H142V163H141ZM187 164H188V165H187ZM199 164H201V165H199ZM235 164H236V166H234ZM69 165H70V168H69ZM84 165H85V167H84ZM123 165H124V166H123ZM153 165H154V166H153ZM155 165H156V166L159 165L158 167H160V165H163V166L160 167L161 169L158 168V167H157V169H156V166H155ZM202 165H203V166H202ZM20 166H19V167H20ZM38 166H39V167H38ZM49 166H52V167H49ZM56 166H57V167H60L61 169H62V168L64 169V166L67 167L65 170H63L64 172L61 171L62 173H67V172L69 173V174L67 173V174L64 175L66 178H64V176L62 177V176L59 175L61 169H60V168H57ZM126 166H127V167H126ZM205 166H206V167H205ZM55 167H56V168H55ZM99 167H100V166H99ZM102 167H100V169H101ZM152 167H154V169H153ZM202 167H203V168H202ZM53 168H54V169H53ZM105 168H106V169H105ZM137 168H138V169H137ZM140 168H141V169H140ZM163 168H165V169L163 170ZM167 168H169V169L174 173V175H173L172 178H171V181H170V183H169L170 185L168 184V186L166 187V191H167V192H166V193H165V192L163 193V195H164V197H163L162 194L160 195V191H159V190H160V187H161V185H162V183H161V176H162L166 171H170V170L167 169ZM38 169H39V170H38ZM51 169H52L54 172H53ZM57 169H59V170H57ZM85 169H86V170H85ZM87 169H88V170H87ZM104 169H105V170H104ZM117 169H118L119 171H118ZM124 169H125V170H124ZM158 169L160 170V172H157V171H156V172H157V173H156L155 170H158ZM231 169H232L233 171H232ZM23 170H24V171H23ZM25 170H26V173H25ZM49 170L52 171L53 173H52V172H49ZM56 170H57V171H56ZM121 170H122V171H121ZM139 170H140V171H139ZM159 170H158V171H159ZM161 170H162V171H161ZM39 171H41V172H39ZM82 171H83V173H82ZM201 171H202V172H201ZM230 171H231V172H230ZM234 171H235V172H234ZM38 172H39V173H38ZM55 172H59L58 175H57V173H55ZM84 172H85L86 174H85ZM41 173H42V174H41ZM51 173H52V174H51ZM248 173H249V174H248ZM252 173H253V174H252ZM37 174H38L40 177H37V176H38ZM55 174H56L57 176H56ZM60 174H61V173H60ZM103 174H104V175H103ZM105 174H106V175H105ZM117 174H118V175H117ZM136 174H137V175H136ZM139 174H140V175H139ZM227 174L229 175L228 177L226 176ZM245 174H246V175H245ZM54 175H55V177H54ZM83 175H84V176H83ZM101 175H102V176H101ZM213 175H214V176H213ZM255 175H257V176H261L262 173H261V171H257V172L255 173ZM139 176H140V177H139ZM151 176H152V177H151ZM158 176H159V177H158ZM175 176H176V177H175ZM215 176H216V177H215ZM231 176H233V177H231ZM245 176H246V177H245ZM35 177H36V178H35ZM52 177H53V178H52ZM58 177H59V179H61V180L57 179ZM60 177H61V178H60ZM68 177H69V178H68ZM115 177H117V178L115 179ZM225 177H226V178H225ZM234 177H235V179H236V181H237L236 183L233 181ZM244 177H245V178H244ZM24 178H26L25 181H24ZM39 178H41L42 180L39 179ZM51 178H52V179H51ZM55 178H56V179H55ZM62 178H63V180H64V179H65V180L62 181ZM70 178H71V179H70ZM104 178H105V179H104ZM139 178H140V179H139ZM213 178H215V179H213ZM216 178H217V179H216ZM240 178H241V179H240ZM46 179L48 180L47 183H48L50 180H53V181H50L51 184H50V182H49V184H47V183H44ZM99 179H100V180H99ZM117 179H118V180H117ZM122 179H123V180H122ZM172 179H173V180H172ZM207 179H208V180H207ZM212 179H213V180H212ZM225 179H226V180L228 179V180L226 181ZM235 179H234V180H235ZM3 180H4L5 182H4ZM37 180H39V181H37ZM43 180H44V181H43ZM56 180H58V183H59V182H60V183L58 184V183L56 182ZM66 180L68 181V182H67V186H68L67 189H65V187H66ZM158 180H159V181H158ZM206 180H207V181H206ZM214 180H215V181H214ZM222 180H223V181H222ZM241 180H242V181H241ZM6 181H7V182H6ZM54 181H55L56 183H55ZM61 181H62V183L64 182V183H63L64 185L61 184ZM118 181H119V182H118ZM121 181L124 182V183H122ZM154 181H155V182H154ZM189 181H190V182H189ZM228 181H229V184L226 183V182H228ZM8 182H9V183H8ZM191 182H192V183H191ZM243 182H242V183H243ZM4 183H5V184H4ZM25 183H26V184H25ZM54 183H55V184H54ZM135 183H136L138 186H135V185H136ZM158 183H159V184H158ZM173 183H174V184H173ZM190 183H191V184H190ZM204 183H205V184H204ZM217 183H218L219 185H218ZM222 183H224V184H222ZM225 183H226V184H225ZM3 184H4V185H3ZM53 184H54L55 186H57V184H58V187H55ZM116 184H118L119 186L116 185ZM133 184H134V185H133ZM157 184H158V185H157ZM171 184H173V186H172ZM188 184H190V185L192 186V188L194 189V191H192L193 189H192L191 186L188 185ZM215 184H216V185H215ZM227 184H228V185H227ZM46 185H47V186H46ZM60 185H61V186H60ZM100 185H101V184H100ZM120 185H121V186H120ZM122 185H123V187H122ZM175 185H176V187L174 188ZM5 186H6V187H5ZM16 186H17L19 189H18ZM21 186H22V188H21ZM59 186H60V192H59ZM62 186H63V188H61ZM64 186H65V187H64ZM98 186H99V185H98ZM133 186L136 187V188H134ZM170 186H172V187H170ZM177 186H178V187H177ZM187 186L189 187V190H188V187H187ZM8 187H9V188H8ZM41 187H42V188H41ZM52 187H53V188H52ZM69 187H70V188H69ZM83 187H84V188H83ZM121 187H122V188H121ZM157 187H158V189H157ZM1 188H2V189H1ZM3 188H4V189H3ZM7 188L10 189V190H6ZM16 188H17L18 190H16ZM25 188H27V190H26ZM36 188H37V189H36ZM40 188H41V189H40ZM56 188H57V190H56ZM138 188H139V190H138ZM171 188H172V189H171ZM177 188H179V189H177ZM12 189H13V190H16V191L13 192ZM20 189H22L21 191H23V189H24V190H26V192L23 191V192H21L22 195H20V192H19ZM33 189L39 191V193H38L37 191H35V192H36V193H35ZM63 189H64V192H61V191H63ZM68 189H69L70 191H69ZM72 189H73V191H72ZM85 189H86V190H85ZM101 189H103V186L100 187V190H99V188H97V189L95 190L96 192L94 191V192H93L94 194H92L93 196H95L93 200H95L94 206H96V207H95L96 210H92V211H91V212H93V214H94V211H97V210H98L97 207H99V203H100V201H102V200H100V198H101V197H100V196H101V195H100V194H101V192H100ZM135 189H136V190H135ZM170 189H171V190H170ZM190 189H191V190H190ZM65 190H66V191H65ZM74 190L77 191V192H75ZM134 190H135V191H134ZM140 190L142 191V192H141L142 195L145 194L144 196H141V193H140L139 196H140L141 199L138 197V192H139ZM150 190H151V191L153 190V191H152L153 193H152ZM187 190H188V191H187ZM10 191H11V192H10ZM28 191H29V193H28ZM81 191H82V195H81ZM83 191H84V192H83ZM97 191H98V192H97ZM131 191H132L133 193H135V192L137 191V192L135 193L137 197H136V196L134 197L135 194H133ZM148 191H149V193H148ZM156 191H157V192H156ZM178 191H179V192H178ZM190 191H191V192H190ZM1 192H2V193H1ZM17 192H18L19 194H18ZM31 192H32V193H31ZM56 192H57V193H56ZM74 192H75L76 194H73ZM78 192L80 193V196H78L79 194L77 195ZM115 192H116V193H115ZM118 192H119V193H118ZM130 192H131V193H130ZM154 192H156V193L154 194ZM12 193H13V194H12ZM23 193H24L25 195H24ZM26 193H27L29 196H28ZM33 193H34L35 196H33ZM54 193H56V194H54ZM64 193H65L67 196H65ZM68 193H69V194H68ZM98 193H99V194H98ZM121 193H123V192H121ZM146 193H147V196H148V197L151 196L152 198H151V197H150V198L147 197V198H148V199H147V198L145 197V196H146ZM150 193H152V194H154V195H148V194H150ZM3 194H2V195H3ZM16 194H17V195H16ZM47 194H48V195H47ZM95 194H96V195H95ZM97 194H98V195H97ZM115 194H116V195H115ZM19 195H20V197H21V196H22V197L24 196V197H26V198L23 197V198H24V200H23V198H20ZM26 195H27V196H26ZM36 195H37V196H36ZM55 195H56V196H55ZM74 195H75V196H74ZM76 195H77V196H76ZM114 195H115V196H114ZM132 195H133V196H132ZM157 195H158V198H157ZM159 195H160V196H159ZM17 196H18V197H17ZM50 196H52V197L54 198V199L52 198V200H53V204H52V205H54V206H51V208L54 207V210H51V209L49 210V211H51L52 213L49 212L50 214L48 213L47 215H50V216H49V217L47 216V217H48V218H47V217L44 216V213L47 211V210L45 211V209H48V208H49V207L47 208V206H46V205H47V201H46L47 199H46V198H47V197H50ZM60 196H61V197H60ZM62 196H65L64 199L68 198V199H66V200H67V202H68L69 204H68L67 202H66L67 205L65 204V201H66V200L63 201L64 199H63ZM69 196H71V197H69ZM161 196H162V199H163V200H161ZM165 196H167V197H165ZM220 196H222V195H220ZM220 196H219V197H220ZM15 197H16V198H20V200L16 199ZM96 197H97V198H96ZM143 197H144L145 199H144ZM155 197H156V198H155ZM170 197H171V198H170ZM257 197H258V196H257ZM36 198H37V199H36ZM76 198H77V199H76ZM95 198H96V199H95ZM114 198H115V199H114ZM132 198H133V199H132ZM135 198H136V199H135ZM142 198H143V199H142ZM154 198H155V199H154ZM165 198H166V199H165ZM223 198H224L223 196H222V198H219L220 200L218 199V201H217L216 204H218L219 201H220V203H221V201H224ZM45 199H46V200H45ZM61 199H62V200H61ZM74 199H75V200H74ZM146 199L148 200V201H147L148 203L145 202ZM149 199H150V202H149ZM152 199H154V201H153ZM158 199H159V200H158ZM164 199H165V200H164ZM169 199H170V201H169ZM15 200H16L17 202H16ZM54 200H55V203H54ZM113 200L111 201L112 203H110V205H109V207H108V208H109L108 211H110L109 213H110V214L112 213V214H113V217H114V218H113V217L111 216L112 214L110 215L111 218H112V221H113V222H111V224H112V223H113V224H112V225L110 224V226H109L110 228H109V229H112V230H109V231H110L111 233H112V231H113V234H112V235L115 237L116 241H114L115 244H114V242L111 243L112 245L110 244L111 246H113V249H112V250L109 249L110 251L108 250V247H107V250H106V248H104V247H106V246H102L103 249H102V247H101L102 252H101V251H100V252L103 254L102 257H106V256H104V255H107V254H108V255H112V256H113V254L115 255V253H113L112 251L116 248L115 245H117V244H116V243L118 242L117 240L120 239V233H119V230H120V229H119V226H120V225L118 224V222H119V217H118V216H119V215L117 214V209L115 210V207L117 206V204H118V202H119V199H118V201L115 200V202H113ZM137 200H138V201H137ZM139 200H141V201L143 200L142 202H145V203L143 204V203H141V201H139ZM144 200H145V201H144ZM151 200H152V201H151ZM156 200H157V201H156ZM160 200H161V201H160ZM18 201H19V202H18ZM23 201H24V203H23ZM35 201H36V202H35ZM38 201H39V202H38ZM59 201H60V202H59ZM69 201H70V202H69ZM130 201H131V202H130ZM134 201H136V202H134ZM159 201L162 202V203H160ZM168 201H169V202H168ZM63 202H64V203H63ZM74 202H75V203H74ZM152 202H153L154 204H153ZM17 203H18V204H17ZM20 203H21L22 207L19 205ZM22 203H23V204H22ZM37 203H38L39 206L37 205ZM132 203H133V204H132ZM149 203H152V206H153V207H152ZM168 203H169V204H168ZM35 204H36V206H38L37 209L35 208V207H36ZM64 204H65V206H64V208H63V205H64ZM136 204H137V205H136ZM139 204H140V205L142 204V206H140ZM159 204H160V205H159ZM162 204H163V205H162ZM56 205H57V206H56ZM97 205H98V206H97ZM131 205H132V206H131ZM145 205H146V206H145ZM27 206H28V207H27ZM33 206H35V207H33ZM79 206H80V207H79ZM110 206H111L113 209H112ZM134 206L137 207V209H136ZM157 206H158V207H157ZM203 206H204V207H202L201 209L203 210V213H205L206 210H207V208H208L207 206H209L208 202H206L205 204H203ZM16 207H17V208H16ZM20 207H21L22 209H24L25 207H26V208H25L24 211H22V209H21ZM31 207L35 208V210H38V211L42 210V211H40V214H38L39 212L36 211V212H37V213H36L35 211H33L34 209L31 208ZM70 207H71V208L74 207L72 210H76L77 207H79V208H78L76 211H73L74 213L72 212V210L70 211L71 216H72V217H71L72 221H70V220H71V219H70V220L66 221L67 223H66V222H65V223H64V222L61 223V220H62V218H63L62 215L64 214V212L66 213L67 210H68ZM132 207H133V208H132ZM141 207H142V209H143L142 211H140V210H141ZM150 207H152V208H150ZM41 208H42V209H41ZM59 208H60V209H59ZM110 208H111L112 210H111ZM131 208H132V209H131ZM134 208H135L136 210H135ZM138 208H139V209H138ZM203 208H204V209H203ZM5 209H6V210H5ZM15 209H17V210H15ZM20 209H21V211H20ZM52 209H53V208H52ZM61 209H62L63 211H62ZM133 209H134V211H133ZM151 209H152V210H151ZM7 210H8L7 207H5L4 210H2L3 212H1V215H0V216L4 215L3 217H0L2 220H3V219L5 220V217H6V216H9V215H8L9 211H7ZM29 210H30V211H29ZM114 210H115L116 212H115ZM131 210H132V211H131ZM169 210H170L171 212H170ZM169 210H168V211L171 213V215H174V213H175V209H174V208L171 209V206H170V209H169ZM173 210H174V211H173ZM31 211H33V213H30ZM111 211H112V212H111ZM113 211H114L115 213H114ZM130 211H131V212H130ZM137 211H138V212L140 211L141 213H138ZM168 211H166V212H167V215L170 214ZM172 211H173L174 213H173ZM204 211H205V212H204ZM21 212H23V214H20ZM24 212H25V216H24ZM55 212H56V213H55ZM59 212H60V213H59ZM142 212H143V213L145 212L144 215H143ZM146 212H147L148 214H147ZM17 213H18V214H17ZM28 213H29V214H28ZM35 213H36V215H35ZM58 213H59V214H58ZM132 213H136V214H133V216H132ZM137 213L140 214V215H143V217L139 216ZM19 214H20V215H19ZM30 214H31V215H30ZM116 214H117V215H116ZM156 214H157L158 217H154V215H156ZM183 214H184V215H183ZM34 215H35V216H34ZM115 215H116V217H115ZM18 216H19V217H18ZM20 216H21L22 218H20ZM29 216H30V217H29ZM73 216H74V218H73ZM94 216H95V215H94ZM183 216H184V218H183ZM187 216H188V213H185V212L183 211V213H182V218H181V224H180L179 226H176V232H175L176 237H175V242H174V243H177L176 241H177V239L180 237V235L182 236V234H184V233H183L184 227H183V229H182V226H183V223L185 222V220H187ZM24 217H25V219H23ZM32 217H33V218H32ZM36 217H38V218H36ZM133 217H135V218L133 219ZM137 217H139V218H137ZM140 217H141L142 219H140ZM152 217H153V220L151 221ZM169 217H170V216H169ZM19 218H20V219H19ZM75 218H76V219H75ZM116 218H117V219H116ZM157 218H158V219H157ZM195 218H196V216H195ZM261 218L263 219V217H261V214L259 213L258 217L256 216V219H255L254 221H252V224L250 223V221L248 222V221L245 220L244 223L242 224V225H243L242 230H243L244 232H243V231L241 232V230H240V234H241V235H240L239 232H238L237 234H234L235 236H234V235L231 236L232 239L230 238V234L232 235L234 232H233V230H231V229H232L231 227H232V223H233V222H232V221H231V222L229 221V220H232V219L230 218V219L228 220V225H229V228H228L229 231H228V232H229V235H227V236H229V237H228V238L226 237V239L224 238V239L226 240V241H224V240H223V237L220 238V236H222V235H221V234H222V233H221L222 231H219V230H218L217 233L215 234L214 238H213V241L215 240L214 244L217 242L216 245H218V246H216V245L213 244L214 246L211 247V248H212L211 250L213 251V253H215V252L218 253V252H220L219 249L222 250L223 248H224L225 250H228L229 247L232 246V249H229V250L227 251V253H228L229 251H230V252L226 255V256L229 257L230 264H232V263H233V264H238L239 261H241L242 259H243V261H244V262L242 261L243 264H247L246 257H249V256H250V253L252 254V252H253V246H254L257 242L264 241V236H263V235H264V230H263V229H264V226H262V225H264V223H263V222H264V219L262 220L263 222H260L259 220H261ZM46 219H47V221H46ZM94 219H95V218H94ZM131 219H132V220H131ZM184 219H185V220H184ZM17 220H18L19 222H18ZM20 220L24 221L25 223H24V222L22 223V221L20 222ZM74 220H75V222H73ZM95 220H96V219H95ZM136 220H137V221H136ZM256 220H257V221H256ZM30 221H31V222H30ZM129 221L132 222V223H130ZM133 221H134V222H133ZM139 221H140V222H139ZM141 221H142V222H141ZM146 221H147V222H146ZM153 221H154V223H152ZM258 221H259V222H258ZM44 222H45V223H44ZM72 222H73V224H72ZM115 222H116V223H115ZM158 222H160L159 225L157 224ZM215 222H216V221H215ZM215 222H214V226H215V227L217 226L216 228L219 229L220 226H219V224H218V221L216 222L217 224H215ZM246 222H247V224L250 223L251 225H250V224H249V226L246 225ZM253 222H256V223L258 222L259 224H256V223H255V224L257 225V226H256ZM12 223H13V224H12ZM20 223H22V224H20ZM43 223H44V224H43ZM52 223H53V224H52ZM70 223H71V224H70ZM82 223H83V222H82ZM138 223H139V224H138ZM149 223H151L153 226H152L151 224H149ZM260 223H261V224H260ZM19 224H20V225H19ZM29 224H32V225H29ZM76 224H77V223H76ZM83 224H84V223H83ZM83 224H80V226H79V224H77V226H78L79 228L76 227V230H75L76 234H77L78 236H79V234H80L81 237L84 236V234H85V232H84L85 230H84V229L87 228L86 225H85V224L83 225ZM141 224H142V227L140 226ZM154 224H155V225H154ZM113 225H114V226H113ZM116 225H117V226H116ZM146 225H147V226H146ZM149 225H150V226H149ZM157 225H158L159 227H158ZM244 225H245V226H244ZM254 225H255L256 228L254 227ZM42 226H43V227H42ZM251 226H252L253 229L251 228ZM261 226H262V227H261ZM14 227H15V228H14ZM95 227H96V226H95ZM95 227H94V228H95ZM111 227H112V228H111ZM116 227H118V228H116ZM134 227H135V228H134ZM137 227H138L139 229H138ZM147 227H150L149 230H148ZM249 227H250V228H249ZM11 228H12V229H11ZM38 228H37V229H38ZM82 228H83V229H82ZM94 228H93V232H94L95 234L92 232V234H93L92 237L94 236L95 238H97V235H98V233H99L101 230H98V227H96L95 229H94ZM142 228H143L144 230H143ZM145 228H146V229H145ZM244 228H245V229H244ZM254 228H255V230H254ZM10 229H11V230H10ZM39 229H38V230H39ZM77 229H78V230H77ZM79 229L81 230V231H80L81 233L79 232ZM96 229H97V230H96ZM150 229H151L152 231H151ZM177 229H179V230H177ZM181 229H182V230H181ZM202 229H203V231L201 230V233L204 234V233L206 232V231H205L206 229H205V228H202ZM246 229H247V231H246ZM248 229H250V230H248ZM95 230H96V231H95ZM130 230L133 231V232L135 231V232H134V233H133V232L131 233ZM138 230H140V231H142V232H145V233L142 234V232L140 233V231H139V232H137V233H139V234H138L139 236L136 237V236H137V235H136V234H137L136 231H138ZM180 230H181V231H180ZM253 230H254V231H253ZM40 231H41V230H40ZM40 231H36V232H38V233L40 234V233L42 232V231H41V232H40ZM52 231H53V230H52ZM98 231H99V232H98ZM116 231H117V232H116ZM147 231H148V232H147ZM250 231H251V234H250ZM53 232H55V231H53ZM77 232H78V233H77ZM114 232H115V233H114ZM164 232H165V231H163V233H162V235H161V236H163V238H164V240H163V238H161V243H162V244H165V243H166V238L164 237V234H165ZM179 232H180L181 234H180ZM218 232H219L220 234H218ZM252 232H253L254 235L252 234ZM62 233L65 234L66 232H62ZM83 233H84V234H83ZM116 233H117V234H116ZM146 233H147V234L149 233V234H148L149 236H148ZM244 233H246V234H244ZM82 234H83V235H82ZM114 234H115V235H114ZM150 234H151V235H150ZM178 234H180V235H178ZM217 234H218V235H217ZM242 234H243V236L247 237V239L249 240V241H247V243H248L247 245L250 244L248 247H247L246 245H245V246H242V245L240 244V246H239V244H237V243H238L237 240H238V241H241L240 239H241ZM249 234H250V235H249ZM259 234H260V235H259ZM261 234H263V235H261ZM126 235H125V238L127 237ZM133 235H134V236H133ZM144 235H145L146 237H145ZM184 235H186V234H184ZM184 235H183V236H184ZM236 235H237V237H236ZM239 235H240V236H239ZM248 235H249V236H248ZM251 235H252L253 237H252ZM116 236H117V238H116ZM150 236H151V237H150ZM255 236H256V237H255ZM63 237H64V235L61 236L60 238H61V239H64L63 242H65L66 237H64V238H63ZM94 237H93V238H94ZM114 237H113V239H114ZM130 237H131V238H130ZM215 237H216V239H215ZM257 237H258V239H257ZM6 238H9V237L7 236ZM147 238H149V239H147ZM218 238H219V239H218ZM233 238H234V239H233ZM250 238H251V239H250ZM261 238H262V239H261ZM115 239H114V240H115ZM146 239H147V240H146ZM227 239H228V240H227ZM252 239H253V240H252ZM255 239H256L257 242L255 241ZM260 239H261V240H260ZM26 240H27V241H26ZM26 240L23 242L24 244L22 243V246L25 248V250H26V248H27L28 246H31V245H32V243L29 244V243H30V239H29V240L26 239ZM124 240H125V239H124ZM128 240H130V241H128ZM162 240H163V242H162ZM220 240H222L223 244H222V242H220ZM127 242H128V243H127ZM147 242H148V243H147ZM225 242H227V243H225ZM33 243H34V242H33ZM122 243H123V244H122ZM145 243H146V244H145ZM202 243H203L202 246H201V247H202V250H201V247L199 248V250H201V254L203 253V255H204V254H206V250H207V249H206V246H205V242H202ZM232 243H233V244H232ZM239 243H240V242H239ZM254 243H255V244H254ZM25 244H26V245H25ZM77 244H78V243L74 244V249H72V248L70 249V248L64 247V248H62V250L60 251V249H58L57 247H56V248H53L54 251L56 250V251L58 252V254H57V252L55 251V254H57V255H56L57 257L54 258V259L57 261V264H58V262H59V264H60V263L63 262V261H67V260L69 261V258H70V257H72V256H74V254L78 253L77 251L79 250V246H78ZM147 244H148V245H147ZM230 244H231V245H230ZM235 244L237 245L236 247H235ZM251 244H252V245H251ZM124 245L127 246V247H125ZM145 245H146V246H145ZM225 245H226V247H225ZM233 245H234V247H233ZM72 246H73V245H72ZM192 246H193V245H192ZM204 246H205V247H204ZM77 247H78V248H77ZM144 247H145V248H144ZM148 247H149L150 249H149ZM203 247H204L206 250L203 249ZM217 247H218L219 249H218ZM238 247H239V248H238ZM240 247H241V248H240ZM246 247L249 248L247 251H245V250L247 249ZM123 248H124V249H123ZM193 248H194V247H193ZM193 248H190V249L188 250V252H187V254L189 253L188 256L185 255L186 257H184V258L187 259L188 261L186 262V260L184 259L185 262H183V264H186V263H187V264H190V263L192 264V263H193V260L195 261V258H194V251H195V249H193ZM213 248L216 249V250H214ZM227 248H228V249H227ZM237 248H238V249H237ZM244 248H246V249H244ZM251 248H252V249H251ZM34 249H36V248H34ZM34 249H33V251H34ZM57 249H58L59 251H58ZM65 249H66V250H65ZM145 249H146V250H145ZM147 249H148V251H147ZM191 249H192V250H191ZM240 249H241V250H240ZM242 249H243V250H242ZM37 250H38V248L34 251V253L37 252L36 254H34V256L32 255V254H33V253H32L29 257H28V256H26V257H21L22 260H21V259L18 260V261L21 260L20 262H22V263H20V264H26L27 260H28L31 256H32L33 258L29 259V261H32V260H33V262H32L33 264H40V262H39V255H37V254H38V251H37ZM68 250H69V251H68ZM72 250H74L75 252L72 251ZM151 250H152V252H150ZM175 250H176V249H175ZM175 250H174V258L177 259V258L180 256V251H179L180 249H179V250L177 249L176 251H175ZM190 250H191V253H190ZM193 250H194V251H193ZM236 250H237V251H236ZM71 251L74 252V253H72ZM104 251H105V252H104ZM108 251H109V252H108ZM145 251H146L147 253H145ZM177 251H178V252H177ZM217 251H218V252H217ZM263 251H264V250H263ZM61 252H62V253H61ZM68 252H69V253H68ZM70 252H71L72 255L70 254ZM110 252H111L112 254H111ZM175 252H177V253H175ZM236 252H241V253L239 254V255H241V257L238 255V253L236 254ZM244 252H246V253H244ZM144 253H145L146 255H145ZM152 253H153V254H152ZM230 253H231L232 256H230ZM247 253H248V254H247ZM69 254H70V255H69ZM102 254H101V255H102ZM151 254H152V255H151ZM94 255H95V256L92 257V260H94L93 262H94L95 264H99V263H97V262H99V259H98V258H100V253H99V255H98L97 253L94 254ZM108 255H107V256H108ZM190 255H191V256H190ZM262 255H264V252H263ZM58 256H59V257H58ZM176 256H177V257H176ZM204 256H205V255H204ZM204 256H202L200 259H198L199 261L197 260L196 262H197L198 264H200V263L203 264V262H204V264H205V262H206V264H208V261H209L208 259H209V258H208L207 256H205V257H204ZM218 256H221V255L218 253ZM12 257H13V258H12ZM16 257H17V252L15 253V251H14V252L12 251V252H11V255H10V261H8L7 264H17V263H19V262L17 261L18 257H17V258H16ZM34 257H35V258H34ZM65 257H66L67 260L65 259ZM67 257H68V258H67ZM94 257H96V258L94 259ZM102 257H101V258H102ZM149 257H150V258H149ZM190 257H191V258H190ZM192 257H193V259H192ZM203 257L205 258V260H204ZM206 257H207L208 259H207ZM230 257H231V258H230ZM243 257H245V259H244ZM27 258H28V259H27ZM37 258H38V259H37ZM151 258H153V259H151ZM179 258H180V257H179ZM202 258H203V261L201 260ZM61 259H62V261H60ZM64 259H65V260H64ZM189 259H190V261H189ZM237 259H240V260L237 261ZM37 260H38V261H37ZM58 260H59V261H58ZM222 260H223V259H221V258L219 257V261H220V262H218V263H219V264H222V263H223ZM232 260H233V262H231ZM68 261H67V262H68ZM117 261H118V260H117ZM117 261H116L115 263H117ZM166 261H167V260H165L162 264H166V263H167V264H170L169 261H168V262H166ZM201 261H202V262H201ZM234 261H235V262H234ZM245 261H246V263H245ZM34 262H36V263H34ZM38 262H39V263H38ZM46 262H47V264H50L48 261H45V262L43 261L42 263L46 264ZM69 262H70V261H69ZM69 262H68V263H69ZM165 262H166V263H165ZM221 262H222V263H221ZM242 262H241V264H242ZM42 263H41V264H42ZM64 263H65V264H68V263H66V262H64ZM64 263H61V264H64ZM261 263L264 264V256H262V258H260V259H257V258L253 259V262H252L251 264H261ZM0 264H2L1 261H0ZM69 264H73L72 261H71V263H69ZM133 264H139V262L136 260V262H133ZM171 264H172V263H171ZM175 264H176V262H175ZM177 264H180V263H177ZM239 264H240V263H239Z\"/></svg>",
	"mask_w": 264,
	"mask_h": 264
}]
</instances>
